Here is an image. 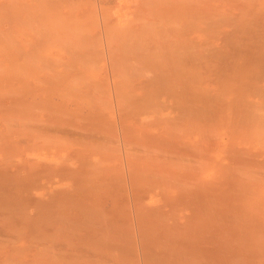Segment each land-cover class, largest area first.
I'll return each mask as SVG.
<instances>
[{"label": "rangeland", "instance_id": "1", "mask_svg": "<svg viewBox=\"0 0 264 264\" xmlns=\"http://www.w3.org/2000/svg\"><path fill=\"white\" fill-rule=\"evenodd\" d=\"M20 1H17V0H15V1H13V0H0V16L1 17L4 16V17H2L3 19L0 17V19H1L0 20V34H1V30L3 32L0 35V42L2 41L0 43V65H1L0 70L2 71V72L0 71V186H1L0 187V195L3 197L2 200L0 198V231H1L0 233L3 232V234H1L2 236L0 235V264H6V263L7 264H17V263L18 264H41V262H42L41 260H45L44 255H47L45 257H46L47 261H50L49 264L54 263L55 260L57 262V263L55 262L56 264H88V262H89V264H91L92 262H93V264H124V263L125 264H135L137 262H138L137 264H164V261L161 262L162 259L159 258L160 256H162L164 260L166 259L165 262H167V263L169 262L170 264H178V263L184 264V262H185V264H188L191 261H192L191 262L192 264L194 262H196L195 264H197V262L198 261L200 262V260H201L200 263L202 264V259H203V264H206L204 262H207L208 264H213V263L214 264H217V263L221 264V262H223L222 264H232L233 260H234L233 264H249L250 261H251V264L253 262L255 264H264V242H263L264 236L261 235V233L264 234L263 233L264 232V226H261L264 223L259 224L261 227L260 228V227H258L259 225H257L258 223L256 221L254 222L253 220H251L250 217H249L250 220L248 219V217H246L247 219H244L245 217H243V215H242L243 219L241 220V222H239L240 220L238 221V219L237 220L232 219L235 217L234 215H236L237 217L239 215V217H240L242 214V210H245V209L247 210V207H249V209H252L253 208L252 205L255 203L260 204L262 202L261 204H264V190H263V192H260V194L263 193L260 195V196L263 195L262 196L263 198H261L259 196V193H257V195H255V194L249 195V194H247L248 192L246 190L240 191L243 188L241 183H243L242 180L244 179V177L242 179L241 178L239 179L240 176L238 177L236 175H233L232 177H234V176L235 177L231 180V178H232V177L230 178L231 174L227 175V172L230 173V171L231 170L233 171L234 169H232L233 167L231 166V164L227 165V164H229V161L227 160V157H225V156H227L226 155L227 153L225 154V152H226V148H225L226 145L225 144L230 143L232 138L234 137L237 139L236 141L238 142V143L237 142L235 143V140L233 138L234 144H236V146L238 145L237 147H239V148L242 147L241 150L242 149L244 150L246 148H251V150H254L257 153H259V154L255 155L256 152L252 151L254 153V156H253L254 159L257 156L256 160H258V161L254 160L255 163L256 162L260 163L262 160L264 163V142L262 140L259 141L260 130H261V133L264 135V127H261L262 126L261 124H263V126H264V123H263L264 120H262L263 122H261V120H260L261 118L259 115L263 112L261 116H262V118H264V116H263V114H264L263 110L264 109L262 110V108H263L262 106H264V97L261 96V93L264 96V89H263L264 88V62H263L264 58L261 59L262 58L261 53H262V51L264 52V48H262V46L264 47V39H263L264 38V27H263L264 23H263V26L260 25L262 22L260 24H258L261 26L260 28H257L256 26H258V25L254 24V26H252L253 30L249 29L247 32H246L245 28L240 27V26L234 27L231 25V27H234V28H231V27H228L230 25H226L227 26L226 27V26H223L224 24L223 25L217 24L218 29L223 26L221 28L220 33H222L224 35L219 33L220 29L219 30L217 29L218 32H216V33L217 34L219 33V35L214 34L215 38L213 39V37H212V41H208L210 39V36L209 35L206 36V34H204L203 31H201L202 37H200V38H202L203 43H205V42L211 43L212 42V44H216V46H217L216 48L215 47L214 48L217 50L219 49L220 51L219 50L218 51L212 50L213 52H208V53H210L209 54L210 57L208 59H210V62L213 64V69H214V70L210 71L212 73L211 75H209L210 72H208V71H201L202 73L198 72V74L200 73L199 75L198 74L197 75H189V74L188 75H182L181 74L182 76L187 77L188 78L187 79V78L182 77L181 75H179L177 73L175 74V72H172L173 73V75H172V73H170V72L158 71L157 72L159 74L158 75L156 73V71L147 70L148 66L150 68V64H152L154 62V61H152V58L149 55L150 52L152 51V48H151L152 45L150 44L149 41L151 39V35H152L153 30L148 25H147V27L144 26L142 21L140 22L139 18L137 17V14L135 12L136 11L135 8H137V6H138L137 5L138 1H141V0H137V1L136 0H107V1H105V0H81L83 5L81 2H80L81 4L79 5L78 1H75V0H73V3H72V0H62V1L59 0L61 3L58 0H54L55 3L57 4V5L55 4V6H56L55 9L52 7H46L44 4H42L44 6L40 5L42 3L41 0H38L40 3L38 1L36 2L35 0L34 1L33 0H22L21 2L22 3L24 2L23 4H25V1L27 4V6L25 5L27 7L26 8L27 11L25 12V10H24V14H22L24 8H21V10H17L19 8V6L21 5ZM64 1H65V3H63ZM12 2H13V5H12ZM70 2L72 3V5L70 4ZM105 2H108L109 4H107ZM74 3H76V4L78 3L79 10L77 9V6ZM32 4L34 5L33 9H32V7H33ZM69 4H70V6H69ZM104 4H107V5H104ZM58 5L61 7L59 8ZM35 6H37V7H35ZM41 6H42V8H41ZM106 6L110 7V10L108 8H106ZM9 7H10V9H9ZM45 8L46 9L48 8V10L50 9L51 14H50V11L48 12ZM57 8H59L58 9L59 14L57 12ZM70 8H72V9H70ZM30 9L34 10L33 14L36 13L37 18L35 17V15L29 14L32 12ZM261 9L263 11L264 7H262ZM9 10L11 13L9 12ZM12 10H14V11H12ZM16 10L20 11V12L22 11L21 14L23 16H21V14L20 15L17 14L19 12H17ZM59 10H61V11H59ZM36 11L38 13H41V15H38V13ZM102 11L106 12V16L109 14L110 17H109V15L107 17L105 16L107 18V19H105V17L103 16L104 12H102ZM45 12H47V14ZM42 13L44 15L49 14L48 15L49 18L46 15L42 16ZM54 13H55V15H54ZM8 15H10V17H8L10 20L8 18H6ZM30 15L32 16V18L34 17L35 19L30 18ZM111 15H112V17H111ZM50 16H51V19H50ZM44 17L48 18V20L50 19L52 21L51 22L49 20V22H51L49 24V25H51V27L49 25L45 26L49 22ZM66 17H68V19ZM40 18L43 20L42 23L41 22L38 23L39 21H42V20H39ZM80 18H82V19L84 18L85 20L84 19L82 20ZM110 18H112V19H110ZM17 19H19L20 22L23 23L22 26L20 23H18L19 27L16 26V24L18 22ZM22 19H23V22H22ZM30 19H31V21H29ZM76 19H77V21H76ZM108 19H110V20H108ZM137 19L139 20L138 23H137ZM45 20L47 21L46 23H44ZM130 20L132 22H130ZM133 20H136V21H134V23H133ZM26 21H27V23L25 24L24 22H26ZM81 21L83 23H81ZM96 21L98 24L96 23ZM36 23H37V25H36ZM77 23L79 25H76ZM93 23H95L96 25L94 24V26H93ZM115 23L117 26L118 25L120 26L119 31H118V28L116 30L115 27H114L113 31H111L112 29H110L108 27V25L111 24V26H112V24H115ZM130 23H132L134 25L132 26ZM24 24L26 26H24ZM27 24H28V26H27ZM162 24H165V26L161 25V27H165V28H163V30H165V29L166 30L163 31L162 29H160L159 28L160 25H159L158 26L159 29L158 28L157 29L159 31H161L162 33L158 31L159 33L157 32L158 33L157 35H159L160 33L162 34V35L160 34L161 37L164 34L167 35V37H168L167 42H169V40H170L169 36H171V34H169V33H171L170 29L174 31V28H173V26H171L168 23H162ZM29 25H32V27H30ZM63 25L64 26L66 25L68 28L66 26H65L66 28L63 27ZM74 25H76V26H74ZM129 25L132 26L131 28H133L132 30H134V32H132V33L138 32L137 35L140 32L145 31V33L148 34L151 31V33L149 35L145 34L148 38L149 37L150 38L148 39L145 37L146 38L145 39L144 37L142 38L140 35H138L140 38H142V41L144 39V42H143V44H141L142 41L140 39L139 40L140 42L138 45H136L137 41L134 42V45H136V46H134L133 44H131L129 42L128 38L126 41V38L122 37L123 39H125V42L121 41L120 42L121 46L126 44V46H129V47L125 46L124 49L126 48V50H128V48H129L128 51H130L132 53H130L128 51L125 53V51L122 50L123 46L121 47L122 49L120 47L119 48L117 47L119 50L118 51L115 50V51L117 53H119V54H117V56H119V55L120 56L114 57V55H116V53L114 51H112V46H111L112 43H109L110 38H111L110 36H113L114 34L110 35L109 36L110 38H109L108 37L109 29H110V33H113L114 30H115V32L118 31L117 33L120 36L121 34H123V32H122L123 30H125V29L129 30V28H130ZM218 25H219V27H218ZM78 26L80 28H78ZM83 26H84V28H83ZM43 27H45L46 31H44ZM70 27H72V28H70ZM88 27H90V28L88 29ZM122 27H124V28H122ZM215 27H212V29H216ZM239 27H240V31H238ZM35 28H37V30ZM77 28L79 30H77ZM148 28H150L149 32H148ZM86 29H88L87 30L88 32L86 31ZM167 29H168V31H167ZM191 29L193 31V28H191V27H184L183 29H179V30L181 33L185 32L187 34L188 32L191 31ZM210 29L211 28H209V30ZM236 29H237V31H236ZM10 30L13 31L12 33H14L12 35V37H11L12 33ZM84 30L87 33H85ZM132 30H130V35H133V34H131ZM217 30H215V31H217ZM242 30H244L246 34L244 32H242ZM35 31H38V32H35ZM249 31L250 32L252 31V32L249 34ZM5 32H6V34H5ZM64 32L65 33L73 32L74 34L69 33L70 37L72 35H74V37L75 36L78 37L80 34L82 36V35H84V33L88 34V35L90 34V36H88V35H86V36L88 37V39H90L89 41H91V42H86L89 44V46H88V44H85V43H83L82 40H80L81 36L78 37L79 38V41H78L77 38H76L77 40H74L75 39L74 37H73L74 39H71L70 37L67 38L68 34L65 35ZM78 32H80V33H78ZM120 32H122V33L120 34ZM124 32H126V31H124ZM204 32H205V30H204ZM36 33H38V35ZM127 33L129 35V31H127ZM206 33L210 34L212 36V34H211L212 32L208 33L206 30ZM247 33H248V35H247ZM7 34H9V35H7ZM84 36H82L81 38H84L85 39L84 41H88L86 36L85 37ZM95 36H98V37H95ZM227 36H228V38H227ZM236 36H238V37L236 38ZM61 37H62V39H61ZM63 37H65V38H63ZM193 37L196 38V35H193ZM97 38H100V39H97ZM216 38L217 39L219 38V39L217 40ZM225 38H227V39H225ZM63 39L64 40L69 39V40L68 41L65 40L66 42H64ZM230 39H232V40H230ZM204 40H207V41H204ZM8 41H10V42H8ZM12 41H14V42H12ZM229 41H231L233 43H231V42L228 43ZM52 42H54V44ZM63 42L65 45H70V43L74 42L72 44V46H69V47L67 46L68 50H72V52L66 50L67 48H65V45L63 44ZM67 42H69V44H66ZM122 42H123V44H122ZM251 42H253V43H251ZM257 42H259L261 44L259 47L256 45ZM76 43H78V46H79L78 48L74 47V46H77ZM148 43H149L150 48L147 47ZM227 44H229V45L227 46ZM238 44L240 46H238ZM253 44H255V45L253 46ZM4 45H5V47H3ZM249 45H252V46H249ZM59 46H60V48H59ZM80 46H83L85 48L87 47L89 50H86L87 48L86 49H82V48L80 49ZM119 46H120V44H119ZM131 46H132V48H131ZM89 47H91V48H89ZM212 47L213 46L211 45V48ZM235 47L237 49L239 47H240V49L241 48L243 49L242 55L239 57H241V59L244 58V60L246 61L245 62L246 65H245L244 70L238 69L239 71H235V69L233 68L235 60L232 59L231 56H229L230 57L229 59L224 58L226 56V55H224V54H226V52L227 53L228 52L229 53H234V52L236 53L237 50L235 49ZM15 49H16V51H15ZM41 49L43 52L41 51ZM96 49H98V52L96 51ZM148 49H150L151 51L149 52ZM248 49L250 52L251 51L257 52L259 50V52L257 53V55H259V59H257V56L252 57L251 55H249L246 52V51H248ZM17 51H18V55H17ZM37 51H39L38 54H37ZM94 51L97 52L96 55L98 53L100 54V55L99 54L98 55L101 57V61H99L100 57H98V56L97 57L95 56L96 58L93 57V55L95 53ZM210 51H211V49H210ZM221 51H222V53H221ZM215 52H217V54ZM218 52H220L221 54ZM9 53H11V54H9ZM87 53H88V55H87ZM212 53L214 55H211ZM12 54H14V55H12ZM58 54L60 56H58ZM215 54L218 58L215 57ZM222 54L224 56H222ZM247 55L250 57V59L246 58ZM122 56H124V57H122ZM213 56L216 59L215 58L212 59ZM220 56H222L224 59L219 58ZM129 57L131 59H129ZM56 58H57V60H56ZM60 58H62L64 60L63 61L61 59V61H60L61 63L58 62L60 60ZM121 58L123 60H126V59L129 60V63L132 60V63H130L132 65H130L129 63H125L127 60L125 62L120 61L119 59H121ZM27 59H28V61L29 60L30 61L29 62L26 61ZM48 59H50L49 63H48ZM84 59L85 60L88 59L87 64H85L86 61ZM222 59L224 60L223 63H222ZM260 59L262 62H260ZM24 60L26 62H28V64L26 66H25L26 62ZM53 60H55V61H53ZM5 61H7L6 64H4ZM257 61H259V62H257ZM19 62H21V63L18 64ZM35 63H37V64H35ZM58 63L61 64L62 67H61V65L58 67V65H59ZM112 63L114 64L113 66H112ZM121 63L122 64L124 63V65H122ZM215 64H217V66ZM6 65H7V67H6ZM28 65H31V66L33 65V66L30 68V66H28ZM34 65H35V67H34ZM89 65L92 66L91 69L93 70V72L90 69L91 66H89ZM93 65H96V68L93 67ZM97 65H98V67H97ZM214 65L217 67V69L214 68L215 67ZM19 66H21V67H19ZM218 66L220 67V69H223V70H221L222 73H220V69ZM23 67H24V69L25 68H27V69L23 70ZM54 67H55V69H54ZM112 67L117 68L118 73H114L112 71ZM10 68H12V69H10ZM18 68H19V70H18ZM20 68H22L21 71H20ZM34 68H36V69H34ZM128 68H130V71H129L130 74L133 75L135 73V76L133 75V78L134 77L135 78L134 79L132 78V80H131L135 84L134 85L132 83L135 86V88L130 83L131 82L130 79H131L132 75L129 74L130 79L128 78V75H127L129 73ZM30 69H32V70L34 69L35 72L38 69V72L34 73V70L32 71ZM40 69H41V71L39 72ZM126 69H128V70H126ZM10 70H12V71H10ZM17 71H19V72H17ZM142 71L143 72L145 71V72L143 73ZM147 71H148V74H146ZM223 71H225V73ZM120 72L122 73V75L123 74H125V75L122 76ZM216 72H219V74ZM19 73H20V75H19ZM31 73H34L33 75H35V78L33 77V75ZM94 73L96 76L93 75ZM149 73H151V74H149ZM165 73H167V74H165ZM223 73L225 76L223 75ZM30 74H31V78H30ZM57 74H59V75L57 76ZM21 75H23V77ZM119 75H121L123 78L125 76V78L123 79ZM226 76H228V77H226ZM27 77L29 80L26 79ZM148 77H152V78H148ZM205 77H207L208 79ZM126 78L129 80V84H131V85H129L126 82ZM184 78H185V80H184ZM47 79H48V81H47ZM55 79H57L58 82L55 81ZM178 79H183V82H185V83H183V86H185V88L188 87L187 90L180 88V86L175 87L176 85H174V82L177 81ZM119 80L121 81V85L118 84V82L120 83ZM201 80H202V84H200ZM140 83L144 84V88L139 90L138 86ZM23 84H26L27 86L26 85L24 86ZM117 85H119V86H117ZM154 85H158V86H154ZM24 87L29 89V90L26 89V91H25ZM195 87L198 88V90L196 89V91L200 95H198L197 93H196L197 95H195V94L191 95V94H193L192 89L194 90ZM70 88H72V89H70ZM51 89L54 90V93L52 92L53 90H51ZM180 89L181 90L183 89L184 90L183 92L185 94L184 93L181 94ZM199 89H200V92H199ZM68 90L71 92V94ZM131 90H132V92H130ZM157 90H159L160 92ZM67 91L69 92L70 95L67 94ZM99 91H101L102 93ZM135 91H137V92H135ZM60 92H62L64 99H62V94H60ZM155 92H156L155 97H157V99H156V101L153 102L152 97H154L153 94H155ZM190 92H191V94H190ZM56 93L59 96H57ZM99 93H101V95ZM107 93H108V95H107ZM176 93H179V95L181 97L180 101L176 100V98H177V96H175ZM95 94L97 97L95 96ZM104 94L107 97L109 96L107 99H108V102L111 100L110 104H111L112 100L114 99L112 102L113 105L111 104L113 106L114 110L105 108L106 106H107V108H111L112 106L109 107V105H110L109 103L104 104L103 102H105L106 100L102 102V100H104V98H106L104 96ZM183 94H184V97L181 96ZM214 94H216V97ZM74 95H75L76 99L74 98ZM92 95H94V96H92ZM98 95L101 96V97H99L101 99V102H100V99L98 98ZM124 95H126L125 97L127 99L129 98L130 101L128 100L126 102L125 97H123V98L120 97V96H124ZM88 96H89V98H88ZM174 96H175V99H174ZM81 97H82V99H81ZM95 97H96V100L99 99V102L96 101L97 104H95L96 102L93 103L94 106L93 107L91 106V108H90L89 107V104L91 105L90 99L93 100V98L95 99ZM102 97H104V98H102ZM155 97H154V100H155ZM159 97L161 99L164 98V100H166L164 102H160L162 105L159 104V101H161V99ZM240 97H242V98H240ZM42 99H44L45 101H43ZM52 99L56 102L52 101ZM151 99H152V101H151ZM116 100L124 101L125 103L121 102V104H120L119 101H116ZM188 100H189V102H188ZM31 101H34L33 103H34L35 107L32 106L33 103ZM39 101H40V103L38 104ZM58 101H59V104H57ZM79 101H80L81 105H80ZM94 101H92V102H94ZM162 101H163V99H162ZM243 101L244 102L246 101L248 105H252L250 108V112L251 111H253V112L251 113L252 115L248 114V113L245 114V115H248V117L246 116L247 119L244 118L246 122L245 121H243L242 123L240 122L241 126L239 128L235 129V127H233L235 120L233 121V124L231 125V122L234 119L233 115H232L233 113H231V112H234V110H233L234 106L230 105L229 103L233 102L232 104H236L238 107L237 109L240 110V112H241V110H242V112L244 110V113H245V111L247 112V110L249 112V106L246 105ZM36 102H37V104L35 105ZM42 102L43 103L45 102V103L43 104ZM62 102H64V103H62ZM88 102H89V104H88ZM128 102H131V103L129 104ZM155 102H157L158 104L156 103L157 104L156 105ZM191 102L193 104H195V108H193V104ZM258 102H260V103H258ZM47 103H48V105H47ZM100 103L103 105H106V104H109V105H106L104 107ZM148 103H150V104L154 103L155 105L153 106V104H152L151 106L153 108L154 107L157 108V111L159 108V110H160L159 113L162 116V120H161V116L159 117V115H157V117H159V119H158V118H155L156 117L155 113L152 115V111H153L152 107L151 108L148 107L147 110L145 109L146 106H149ZM144 104H147V105H144ZM182 104H183L182 107L189 109L188 113L183 111L184 108L182 109V111L184 113L181 112V109H179V108L181 107ZM185 104H186V106L189 104L188 107H186ZM228 104L230 106H228ZM78 105L81 107H78ZM117 105L121 109H119L118 107L116 108L115 106H117ZM131 105H133V106H131ZM163 105H165V106H163ZM190 105H192L191 108H190ZM76 106L78 108H76ZM144 106H145V108H144L145 111L142 108ZM197 106L200 107V109L197 108ZM68 107H69V109H68ZM253 108L256 112H254ZM83 109H84V111H83ZM148 109H150V111H151L150 114H148L149 113ZM43 110H47L48 112L43 111ZM90 110H91V113H90ZM184 110H186V109H184ZM238 110H237V112H238ZM81 111L85 112L86 114L83 112L81 113ZM100 111H101V115L99 116ZM27 112H29V113H27ZM30 112H32V113H30ZM69 112L71 114H69ZM213 112H215V114ZM237 112L235 111L234 114H236ZM36 113L37 114L39 113V115H37ZM162 113L166 117H164L162 115ZM256 113L258 114L259 117L255 115ZM142 114H143V116H142ZM237 114H240V116L238 115L237 117L241 118L243 116L242 113L238 112ZM190 115H191V117H193V118H191L192 120L196 118L195 122H196V120L198 122V126H196V127H198L200 129V132L206 131L207 133H210V134L214 133L213 135L216 136L215 139L219 142V147H217V149H215L214 152L207 150V147H200V146H205V145L201 144L200 141L204 142V140L201 139L202 137L200 138V135L198 134V132L196 133V131H191V134L189 133L190 132L189 128L192 125V123H194L191 121L192 123L190 124V122H189ZM254 115L259 118V119L257 118V120H256V118L254 117L256 122L254 120H252ZM29 116H31L32 118L31 117L29 118ZM101 116H103V117H101ZM229 116H230V119H227V117L229 118ZM138 117H141V118H138ZM163 117L167 118V119H163ZM235 118H236V116H235ZM240 118H238V120ZM62 119H63V121H62ZM101 119H102V122H101ZM138 119L140 121L142 120L143 123L140 122ZM144 119H145V121H144ZM225 119H226V121H224ZM148 120H150V122ZM218 120L220 122L219 124L217 122ZM39 121H40V123L43 122L44 126L42 125V123L41 124L35 123V122H39ZM64 121H66V122H64ZM97 121H99V122L97 123ZM239 121H242V120H239ZM250 121L253 123L255 122L257 124V126H254V127H257L256 130L257 129L258 130L257 131L252 130L254 133L251 130H248L249 124L247 125V123H249ZM47 122L51 125L49 126V124ZM169 122L171 123V126H170ZM228 122H230V123H228ZM236 122H237V120H236ZM104 123L105 124L107 123V125H105ZM128 123L130 125H132V127H134L135 129H136V127H138L140 125H144V126L147 125L149 127L148 129L150 130L149 132L152 134V136H154L155 139H157V141H159V144H163V145L165 144V143H163L165 138L168 136V134L171 133V131L173 133L177 134L178 136H180L182 134L181 133V131H182V132H184L185 136H188V135L192 136V137L188 136L189 139L187 137L185 138L187 140V142L190 141L187 145L188 147L190 144H192V142H195L196 144H198V147L195 148L196 152L198 151L197 153H201V152L206 151V152H208L207 154H211V152H212V155H210L211 157H209V159H210L209 162L205 163L206 165H203V162H204L203 160H202V164H201V161L199 162L201 165H203L204 169L206 167V170L203 173L204 177L200 174L201 175L200 178L201 177L204 178V179L201 178V180L194 179L197 175H199V174L195 175V172H193V171H195L194 168H196V167L198 168V171L196 169L197 173L198 172L200 173V171L202 173L204 171V170H202L203 168H202V166L200 167L198 162H197L198 164L196 162H194L196 164H195V166L193 165L194 170L191 172H190V170L188 171L187 168H185L184 170L182 169L183 171L181 170V168H179L180 171L178 169L174 170L173 167H171L169 165L170 168H172L171 171L172 172L175 171V173H176V175H175V173H171V175L173 174V177L177 176L176 178H178V176H181L182 174L184 175L182 183L188 182L189 181L188 179L190 178L191 179L190 185H193L194 180H195V183L193 185L194 191L193 190H191V191L193 192L194 196H196L194 198L198 199L197 196H200L201 197V198L199 197L200 200L196 199V201H195V199H191L192 197L189 198V200H188V197H185V194H187V193L182 192V191H184L183 188H185L186 185L184 186V183H183L182 184L183 187H181L182 190H180V188L178 189V187L181 186V183L178 184L180 181L179 178H178L179 181H175L176 183L178 182L177 183V185H179L178 187H176V183L171 181L170 175L169 176L167 175V177L170 181V183L168 184V187H165L163 184L156 181V179L153 175H150L149 177L146 178L145 174L147 173V175H148L154 168L150 164L151 161L148 163L146 161H149L150 160L149 158H151V160H154V158H152L150 156L151 153H147L144 150L137 149V148L135 149V147L132 149L131 148L128 149V146L125 147V145L123 144V140H122L123 138H122L121 134H123V132L125 133V130L123 128H125ZM140 123H142V124H140ZM215 123H216V125L218 124L217 125L218 127H216ZM238 123L239 122H237V124ZM133 124H135V125L133 126ZM199 124H200V127H199ZM258 124H259V126L260 125L261 126L259 127ZM173 125H174V130L171 129V127L173 128ZM193 125H196V123ZM213 125L216 128H214ZM228 125L230 127L232 126L231 129L234 128L235 130H237V132L234 131V133L236 132V134L240 130V132L242 133V135L244 136V138L246 140H243L244 138L242 135L240 136V134H237L240 137L239 136L235 137L236 135L235 134L233 135L232 134L233 132L232 133L230 132L232 130H230V127ZM251 125H252V123H251ZM253 125L249 126V127L250 128L252 127V129H254ZM42 126H43V129H42ZM105 126L107 129H109V127H110L112 133H113V131L116 132V130H117V134L119 136V141H117L114 138L115 142L108 144V147L104 144L106 146L105 147L103 145V143H101L98 139L95 138V136L98 133H99L98 136L103 133L102 130L104 129L103 127H105ZM235 126H239V125H235ZM30 127H32L33 129H31ZM37 127H38L40 132L38 131ZM46 127H48V128L53 127L52 131L50 132V134L54 135L53 137L49 133H48V135L42 134L43 137H42V135L41 136L39 135V134H41V131L44 132V130H47ZM61 128H62V130H61ZM134 128H132V130L135 131ZM169 128H170V131L167 130ZM259 128H260V130H259ZM34 129L37 132H34ZM186 129H188L189 131L187 132ZM203 129H205V130H203ZM28 130H30L31 132H34V133H31ZM164 130H166L167 134L163 133ZM262 130H263V132H262ZM67 131L69 133H67ZM211 131H212V133H211ZM244 131H246V132L244 133ZM247 131H250L251 133L247 132ZM194 133L198 134L199 137ZM35 134H36V137H35ZM61 134L64 135V137L66 135H67V137H69L68 134H70V139L68 140L67 137H65V139L67 140L66 141L64 138H61L62 137ZM161 134H162V136H161ZM249 134H251L250 136H252V137L248 138ZM262 134H261V137H263L262 139L264 140V136H262ZM194 135H196V137ZM44 136H45V138H44ZM120 137H121V139H120ZM44 139H46V142L44 141ZM47 139H49V140H47ZM61 139L62 140L64 139L66 142L69 141L68 147L70 149L67 146L65 147L63 145L65 143V141H63L64 143H62ZM72 139H74V141H72ZM14 140H15V142H14ZM21 140H23V141H21ZM24 140H26V141H24ZM35 140L38 142H35ZM191 140H193V141H191ZM233 140H232V142H233ZM83 142L84 143L90 142L89 144L92 143V145L89 146V144H87V146L89 147L88 148L86 146V144L84 146ZM94 142H97V143H94ZM259 142H261V143H259ZM28 143H30V145ZM45 143H47V144L45 145ZM31 144H33V145H31ZM40 144L43 147L40 146ZM81 144H82V146H81ZM96 144H101L102 146L101 145L96 146ZM185 144H187V143L185 142ZM27 145H29V146L26 148ZM193 145H194V143L192 144V146ZM109 146H111L112 149ZM119 146L121 147V149ZM85 147H86V149H85ZM92 147H97V149L93 148V150H90ZM98 147H100V149H102V147H104L105 149L100 150ZM29 148H31V149H29ZM64 148H65V150H64ZM81 150H83L82 154L80 152ZM87 150H89V151H87ZM109 150H111V151L109 152ZM247 150L245 152H247ZM251 150H248V153ZM104 151H106V152H104ZM209 151H210V153H209ZM252 152H251V155H252ZM146 153L148 156H146ZM162 153H164L165 155L169 154L168 152H162ZM248 153H247V155H245V154L244 155L246 157L250 156ZM262 154H263V156H262ZM12 155H14L13 156L14 158L11 157ZM197 155H198V157H200L199 154H197ZM143 156H144V158H143ZM7 157H9V158H7ZM212 157H213V161L211 159ZM140 158H141V160H140ZM249 158H250V160H252L251 163H253L254 161L251 158V156ZM96 159H97V161H96ZM143 159L145 160V162L143 161ZM161 159H163V156ZM31 160H32V164H35V166L39 167V168L35 167V169L33 170L34 172H32L28 167V164L31 163ZM250 160H249V162H250ZM22 161H23V163H22ZM215 161H217V163ZM68 162L70 165L67 164ZM170 163L171 162H169V164ZM194 163L192 161V164H194ZM259 163L257 165H259ZM260 164H262V162ZM171 165L173 166L172 163H171ZM227 166H228L229 170H227V168H226ZM229 166H230L231 170H230ZM261 166H263V165H260V167L257 166L256 169H258V170L260 169V171L264 175V173H263L264 169H262L264 166L262 168H261ZM97 167H98V169H97ZM144 167L146 169H144ZM151 167H153V168H151ZM189 167H188V169H189ZM199 167L202 169L200 170ZM224 167H225V170H227V172L225 173V176L223 174L224 173ZM93 169H95V170H93ZM136 169H137V173H138L137 176L135 174ZM190 169H191V167H190ZM129 170H131V171H129ZM80 171H82V172H80ZM12 172H15L17 174V178H16V174L13 175L14 173H12ZM30 172H32L34 174L35 179H38L39 181H41V182H39L40 186L44 185L45 187H43V186L42 187L45 189H43V188H42L43 190L41 188H40V190L39 189H36V190L33 189L35 186L33 184V175ZM141 173L143 174L142 177H141ZM168 173H170V172H168ZM24 174H27V175L24 176ZM29 174L31 175V177ZM187 174L189 176L194 174L195 176L186 177ZM36 175H38V177ZM42 175L44 178L42 177ZM68 175H70V176H68ZM144 176H145V178H144ZM228 176H229L230 180L227 178ZM19 177L22 180H20ZM28 177H29V179H28ZM51 177H52V180L50 181ZM152 177H153V179H152ZM184 177H186V178L184 179ZM192 177L194 180L192 179ZM47 178H49V179H47ZM53 178H55V179H53ZM63 178H65V179H63ZM137 178H140L141 182ZM16 179H17L18 183L16 182ZM234 179H236V180L234 181ZM135 180H137V183ZM144 180H146V181H144ZM196 180L198 182L199 181H201V182L196 183ZM12 181H14V182L12 183ZM20 181H21V183L19 184ZM24 181H28V182L25 183ZM225 181H227V183H225ZM22 183H25V184H22ZM234 183L237 185V187L235 185V188H237V189L241 188L240 190H238L240 192H237V190H234L238 193V195H240L241 198H239L238 200L236 199L237 202L230 203V205L232 207L233 204H234L233 206H235L237 204V206H235L233 208L237 207L238 209L237 208L235 210H233V208L226 209V208H224L225 205L223 202V204L220 203L221 205H223V207H222L223 209L220 210L221 206H220V204L217 203L219 201H216V198L218 200H220V202H221L222 200L220 199L219 195L222 193L221 197L225 196L224 194H225V191L227 190L226 189L227 186H229L228 188H229L230 192H232L231 188L233 190L234 187H232V184L234 185ZM18 184L20 187L22 185L24 187L22 186L23 188H20L18 186ZM141 184H143L142 185L143 187L145 185V187L143 188L141 186ZM26 185H27V187H26ZM46 185L49 188L46 187ZM157 185H159V186H157ZM172 185H174V187ZM225 185H227V186H225ZM66 186H67L68 190H65ZM169 186H171V188ZM146 187H148V188H146ZM172 187H173V189H172ZM199 187L201 190L199 189ZM238 187H240V188H238ZM46 188H47V190H46ZM21 189H22V191L19 192ZM167 189H169V191ZM48 190L51 193H49V192L47 193ZM165 190L168 191L166 197H168L167 200L170 199L169 200L170 202L169 201L167 202L166 197H163V192ZM191 191H190V193L192 194ZM234 191H233V193L235 194L236 192H234ZM223 192H224V194H223ZM71 193H73L74 195ZM237 193H236V195H237ZM45 194H47V195L45 196ZM49 194H51V195H49ZM52 194H53V196H52ZM70 194L73 196L71 197ZM150 194H152V196L154 197V198L152 197L153 198L152 200L150 199V197H151ZM228 194H229V192H228ZM242 194H243V196L246 195L245 198L247 200L242 198ZM187 195L189 196V193ZM217 195H218V197H217ZM229 195H232V194H229ZM247 195L249 197H251V200L248 201ZM31 196H33V197H31ZM42 196L43 197L45 196V198H43L44 200L41 199ZM210 196L211 197L216 196V198H214V197L211 198ZM255 196H257V197H255ZM258 197H260V198H258ZM28 198H30V200ZM257 198H258V200H257ZM9 199H11V200H9ZM252 199H254L253 202H251ZM77 200H79V201H77ZM164 200L168 203L167 204L168 206L166 205V202ZM204 200H205V202H204ZM255 200L257 202H255ZM189 201H190V204H189ZM207 201H208V203H207L208 205L206 204ZM43 202H44V204H43ZM46 202H48V203H46ZM142 203H144V205L146 203H148V204H146L144 207V205H142ZM153 204L155 206H152ZM44 205H46V206H44ZM161 205H164L165 209L163 208L164 206H161ZM238 205H240V208ZM103 206H105V207H103ZM159 206L162 208H159ZM178 206H181V207H178ZM206 206H207V208H206ZM100 207L103 209H101ZM171 207H174V208L172 209ZM208 207H209V209H208ZM205 208H206V210H205ZM158 209H161L163 211L165 210L166 212L168 211L167 213H169V211H170L169 209L175 210V211L181 210L180 211L181 217L180 218L176 217L177 220L175 218H173V216L172 217L167 216V217H169V219L165 217L166 221L169 222L168 224H172L173 222H176L177 226H178V222H181L180 224H182V223L186 224L188 218H186V217L183 218V212H184L185 216L187 214H188V216H190V214L192 216V214H193L194 218L191 217V219H190L191 223L189 222L191 224L190 225L191 229L193 227L192 230H194L197 226L198 227L202 226L201 228H198V227L196 228V229H201L200 231H204L206 229L204 232H200V233H202V234H200V237L203 239H201L199 243L197 242L196 244H193L192 236L190 237L191 241L188 240L189 242H192L193 245H197L196 247L193 246L191 243L187 244L188 241H185V240L183 241L181 239H180L181 241L179 240V243H178L179 247L176 245V250L179 248V249H183V251H189L190 253L192 252L191 253L192 256L189 252H187V253H189L188 254L189 256H186V258L184 257L185 260L188 259L187 261H185L184 258L180 257L182 255V254L180 255V252H179L180 250L177 251L179 253L178 255H180L179 257L181 258V259H179L180 260L179 261L178 260L179 257L177 258L178 255L176 256V254H177L176 250H175L176 254L173 253L174 251L170 250L171 253L168 252V255H169L168 256L167 251H165V250H169V249H167L166 246H164V245L163 246L165 249H163L161 247L162 245L160 246V240L162 238H163V240H166V241H162V244H166L168 246L170 244L171 248L175 245V243H177V242H175V240L172 241L173 240L172 238L174 236L171 238L169 237L171 235H174L173 233L176 232L177 227L175 226L176 225L175 224L174 225L176 227V229H175L174 226L172 225L173 226L172 230H174V229L175 230L173 232H171L170 227H169L170 229L168 228V230L165 231V230H162L161 228L154 227L155 224L151 225L152 221H155L156 219L153 218L154 220H151V218H152L151 215H153V213L152 212L149 213L148 211H151V210L155 211ZM225 209H226L227 213L223 214ZM249 209H248V211H249ZM208 210L213 212V213L210 214V212ZM214 210H215V212H214ZM222 210H224V211H222ZM239 210H241V211H239ZM238 211H239V213H238ZM172 212L173 211H170L169 214L172 215ZM219 212L225 216H227V214H229L228 216H230L231 220H233V221H231L232 223H230V222L228 223V221L230 219L226 220L228 216L226 217L225 220H223L225 217H221L223 215L219 214ZM25 213L27 214V216ZM232 213H233V215H232ZM146 214L148 217H146ZM20 215H22V216H20ZM211 215L215 216V219L212 218ZM62 216H63V218H62ZM149 216H151V218H149ZM154 216H156V215H154ZM207 216H210L209 217L210 219ZM218 216H220L219 218H221L222 221L218 218ZM64 217H65V219H64ZM178 218L180 221L178 220ZM211 218L215 220V222L213 224H212L213 220ZM149 219L151 220V222L149 221ZM173 219H175V220H173ZM243 220H245V223ZM247 220H249V221L246 224ZM6 221H7V223H6ZM93 221H94V224H93ZM235 221H238L240 225H238L237 222H235ZM242 221H243V224H241ZM5 223H6V225H5ZM57 223H59V225ZM215 224L216 225L222 224L221 225L222 228L219 229V226H216ZM86 226H88V227H86ZM180 226H178L179 230L182 229V228L180 229ZM240 226L242 227L243 230L240 229ZM255 226H257V228L259 230L257 228H255ZM151 227L155 231H153ZM59 228H61V229H59ZM148 228L149 229L151 228V229L149 230ZM202 228L203 229L205 228V229L203 230ZM225 228L227 229L226 233L224 231ZM230 228H231L232 233L228 234V232L230 231ZM237 228L239 231L237 230ZM191 229L190 228H186L185 230L183 229L184 232L180 231V233L183 232L182 234L186 238V236H189V235H187L188 232L193 233V231ZM196 229H195V231H196ZM255 229L258 230L259 233L261 231V233L260 234L256 233L257 231ZM261 229H263V232ZM109 230L112 233H110ZM179 230H178V232H179ZM188 230H191V231H188ZM210 230H212L213 234L211 233ZM215 230H217V231H215ZM221 230H223V232H221ZM147 231L149 233H147ZM186 231H188V232H186ZM198 231H196V232H198ZM157 232H159L160 237H158ZM166 232H167V234H166ZM170 232H171V234H169ZM234 232H235V234H234ZM184 233H186V234H184ZM195 233H194V235H195ZM64 234L66 237L64 236ZM109 234L110 235L112 234L113 236L111 235V237H110ZM152 234H154V235H152ZM177 234L178 233H176L175 237H176V240L178 241ZM182 234H181V236H180V234H178L179 235L178 237L182 238L183 237ZM196 234H198V233H196ZM224 234H226V235H224ZM231 234H232V236H231ZM255 234L256 235L258 234V235L256 236ZM58 235H61V237H62V239L60 238L61 240L58 238V237H60ZM103 235H104V237H103ZM167 235H169L168 236L170 238L169 240H168ZM191 235H193V234H191ZM202 235H204V237ZM217 235L218 236L220 235V237H218ZM234 235H235V237H233ZM245 235H246V237H244ZM13 236H15L14 239H13ZM114 236H116V238ZM229 236H231V237H229ZM258 236H261L262 239L259 238ZM105 237H106V239H107V237L109 239L107 241L106 240L104 241ZM112 237H113V239H115V241L112 240ZM117 237L118 238L120 237V238L117 239ZM164 237H166L167 239H164ZM195 237L196 238L194 240L197 239L196 241H198V238H200L199 236L197 237L196 235H195ZM257 237L259 238V240L258 239L256 240ZM159 238H161V239L158 241L157 239H159ZM185 238H183V239H185ZM53 239H55L57 241H54ZM65 239H66V241H65ZM205 239H208V240H205ZM237 239H239V240H237ZM58 240H60L61 243L58 242ZM109 240H110V242H109ZM202 240L205 242H202ZM230 240L231 241L234 240V242H230ZM236 240H237V242H236ZM53 241L57 242V244L60 243L58 245L61 247V249L60 248L58 249V245L56 243H54ZM63 241L65 243H63ZM209 241L211 243H209ZM239 241H240V243L237 244ZM258 241L259 242L261 241L260 242L262 244L261 248H260ZM52 243L55 244L57 247L55 249L52 247L54 251L49 252L48 250L51 249L50 247H51V245H53ZM105 243L106 244L110 243V244H107L108 245L107 246ZM111 243L113 246L111 245ZM155 243H157L159 245L157 246ZM194 243H195V241H194ZM66 244H67V246H65V248H64V245H66ZM172 244H174V245H172ZM234 244H235V246H234ZM256 244L259 246H257L258 247L257 249H254V248H256ZM48 245H50V247L47 250L46 247ZM70 245H72L71 248H70ZM75 245H77V246L75 247ZM79 245H81V246H79ZM110 245L112 246V249H108L110 247ZM236 245H237V247H236ZM239 245H240V247H239ZM221 246H222V248H221ZM246 246H247V248H245ZM77 247H78V253L81 252L80 253L81 255L80 254L78 255ZM84 247H85V249H84ZM119 247L120 248L122 247L121 250H123V251H120ZM197 247H199V248H197ZM202 247H203V249H202ZM241 247H243V249ZM73 248H75V249H73ZM195 248L198 251H196ZM223 248H225V249H223ZM101 249H103L105 252L101 251ZM114 249L118 250L120 253L118 251H115ZM200 249H202L203 252ZM247 249H249V250H247ZM41 250H43V251H41ZM44 250H46L48 253L45 252ZM65 250H68V251L66 252ZM233 250H235V251H233ZM236 250H238V251H236ZM20 251H21V253H20ZM40 251H41V253H43V252H45V253L41 254ZM61 251H63V252L65 251V254H68L66 256V258H64L65 254L62 255L63 252L61 253ZM112 251L113 252L115 251V253L113 254ZM183 251H181V252L184 254L185 252H183ZM199 251H200L201 256H203V257H201L200 254L199 255L195 254V253H199ZM207 251H209V252L211 251V252L208 253ZM16 252H18L20 254V256H18V253H17V256L14 257V255H16ZM22 252L24 254H22ZM52 252L53 253L56 252V253L53 254ZM84 252H86V253H84ZM91 252L94 255L91 254ZM107 252H109V253H107ZM121 252H123V253L121 254ZM205 252H206V254H205ZM95 253H97V254H95ZM172 253L175 255V259L177 258L176 259L177 262H175L176 260L174 259V256L172 258V256L170 255ZM213 253H214V255H213ZM227 253H229V255H227ZM236 253H238V254H236ZM21 254H22V256H21ZM56 254L59 257L61 255L64 256V257H62V256L60 257V258H62L61 259L62 261L59 259V257L56 256ZM75 254H77L80 259H78L77 255H75ZM107 254H108V256L111 254L112 255L109 256V258H108ZM115 254H117V255H115ZM123 254L125 255V257ZM127 254L131 258H129V260L125 261ZM234 254H236V256ZM260 254H263V255L261 256ZM104 255H106L107 257L103 258ZM121 255H123V256L121 258H119ZM195 255H197L196 256L197 260L193 259V256L195 257ZM238 255L239 256L241 255V257H239ZM11 256H13L14 258H12ZM42 256L44 259L42 258ZM55 256H56V258H55ZM80 256H82V257H80ZM91 256L94 258V260L92 259ZM215 256H216V258H215ZM247 256H249L248 258L250 260L247 259ZM47 257H50V259H48ZM76 257H77V259L75 262L74 258H76ZM114 257L116 260L115 263H114ZM170 257L172 259H174L175 261L174 260H171L173 262L169 261ZM210 257H212L213 259L212 258L210 259ZM256 257H258V258L256 259ZM111 258H113V262L110 261ZM14 259H15V261H14ZM91 259H92V261H91ZM104 259L107 261H105ZM204 259H206V261H204ZM227 259H228V261H226ZM134 260H136V262ZM181 261H183V262H181ZM188 261H190V262H188ZM211 261H213V263H210ZM238 261H239V263H238ZM108 262H110V263H108ZM42 263L44 264V261ZM200 263H198V264H200ZM45 264H46V261H45ZM47 264H48V262H47Z\"/></svg>", "mask_w": 264, "mask_h": 264}, {"label": "bare ground", "instance_id": "2", "mask_svg": "<svg viewBox=\"0 0 264 264\" xmlns=\"http://www.w3.org/2000/svg\"><path fill=\"white\" fill-rule=\"evenodd\" d=\"M13 1H15V0H13ZM17 1H20V0H17ZM22 1V0H21ZM20 1V2H21ZM34 1V0H33ZM36 2L38 1V0H35ZM59 1V0H58ZM62 1V0H61ZM75 1H78V3H79V5L82 3L81 2V0L79 1V0H75ZM105 1H107V0H105ZM137 1V0H136ZM39 2V1H38ZM41 4L40 5H42V4H44L46 7H52V8H54L55 9V1L54 0H41ZM60 2V1H59ZM81 2V3H80ZM104 2V1H103ZM140 2V3H139ZM24 3V2H23ZM22 2L20 3L21 5L19 6V8L17 9V10H21V8H24L23 9V13H22V11L20 12V11H17V12H19V13H17V14H24V10H25V12L27 11L26 10V6H27V4H26V1H25V4H23ZM40 3V2H39ZM38 3V4H39ZM58 3V2H57ZM61 3V2H60ZM63 3H65V1L63 2ZM72 3H73V0H72ZM72 3L70 2V4L72 5ZM78 3L76 4V3H74L76 6H77V9L79 10V5H78ZM105 3H107V4H109L108 2H105ZM139 3V4H138ZM138 3H137V8H135V12H136V14H137V17L139 18V20H140V22L142 21V23H143V25L144 26H146L147 27V25L153 30L152 31V35H151V39H150V44L152 45L151 46V48H152V51L150 50V49H148L149 50V52H150V57L152 58V61H154L152 64H150V68H149V66H148V69L147 70H149V71H156V73L158 72V71H162V72H170V73H172V72H175V74L177 73V74H179V75H197L198 74V72H201V71H208V72H210V71H212V70H214L213 69V64L210 62V59H208L209 57H210V53H208V52H213L212 50H216V51H218L217 49H215L217 46H216V44H212V42L209 44V43H203V41H202V38H200V37H202V33H201V31H203V33L204 34H206V36L207 35H209L210 36V39L208 40V41H212V37H213V39L215 38L214 36V34H217L216 32H218V30L220 29V31H219V33L221 32V28L223 27V26H226V25H230V26H228V27H231V25L232 26H234V27H236V26H240V27H243V28H245L246 29V32L249 30V29H251V30H253L252 28V26H254V24L256 25H258V24H260L261 22V24L260 25H262L263 26V23H264V9H263V11H262V7H264V0H141V1H138ZM70 4H69V6H70ZM107 4H104V5H107ZM12 5H13V2H12ZM26 5V6H25ZM39 5V6H40ZM44 5H42V6H44ZM57 5V4H56ZM82 5H83V3H82ZM25 6V7H24ZM32 9L34 8V5L32 4ZM42 6H41V8H42ZM59 6V5H58ZM57 6V7H58ZM75 6V7H76ZM85 6V5H84ZM103 6V5H102ZM14 7V6H13ZM35 7H37V6H35ZM61 6H59V8H60ZM66 7V6H65ZM105 7V6H104ZM59 8H57V12H58V9ZM68 8V7H67ZM106 8H108L109 10H110V7H108V6H106ZM9 9H10V7H9ZM37 9V8H36ZM46 9V8H45ZM70 9H72V8H70ZM76 9V10H77ZM261 9V10H260ZM31 10V9H30ZM43 10V9H42ZM48 12L50 11V9L48 10V8L46 9ZM12 11H14V10H12ZM32 12L31 13H29V14H33V11L34 10H31ZM44 11V10H43ZM59 11H61V10H59ZM106 11V10H105ZM9 12H10V10H9ZM37 12V11H36ZM42 12V11H41ZM53 12V11H52ZM70 12V11H69ZM102 12H104V11H102ZM110 12V11H109ZM11 13V12H10ZM9 13V14H10ZM38 13V12H37ZM44 13V12H43ZM42 13V16L44 15ZM46 14H47V12H45ZM61 13V12H60ZM72 13V12H71ZM70 13V14H71ZM21 14V16H23ZM45 14V15H46ZM50 14H51V11H50ZM53 14V13H52ZM58 14H59V12H58ZM73 14V13H72ZM93 14V13H92ZM104 15V17L106 16V12H104L103 13ZM108 14V13H107ZM33 15H35V17H36V13H34ZM38 15H41V13H38ZM44 15V16H45ZM49 15V14H48ZM48 15H46V16H48ZM54 15H55V13H54ZM109 15V14H108ZM107 15V16H108ZM18 16V15H17ZM52 16V15H51ZM51 16H50V19H51ZM59 16V15H58ZM94 16V15H93ZM98 16V15H97ZM106 16V17H107ZM1 17V16H0ZM2 17H4V16H2ZM1 17V18H2ZM6 17V16H5ZM8 17H10V15H8L6 18H8ZM12 17V16H11ZM53 17V16H52ZM105 17V19H107ZM109 17H110V15H109ZM111 17H112V15H111ZM18 18V17H17ZM20 18V17H19ZM27 18V17H26ZM30 18H32V16L30 15ZM37 18V17H36ZM45 18V17H44ZM48 18H49V16H48ZM48 18H45L46 20H48ZM55 18V17H54ZM57 18V17H56ZM67 19H68V17H66ZM73 18V17H72ZM77 18V17H76ZM85 18V17H84ZM83 18V19H84ZM3 19V18H2ZM9 19V18H8ZM32 19H35L34 17L32 18ZM49 19V20H50ZM74 19V18H73ZM72 19V20H73ZM80 19H82V18H80ZM82 19V20H83ZM110 19H112V18H110ZM110 19H108V20H110ZM128 19V18H127ZM1 20V19H0ZM10 20V19H9ZM18 20V22H17V24H16V26H18V23H20L21 24V26H22V24L23 23H21L20 22V20L19 19H17ZM39 20H42L41 18L39 19ZM45 20V22L44 23H46L47 21ZM49 20H48V22H49ZM85 20V19H84ZM132 20V19H131ZM130 20V22H132ZM138 19H137V23H138V21H139ZM29 21H31V19L29 20ZM51 21V20H50ZM74 21V20H73ZM76 21H77V19H76ZM79 21V20H78ZM125 21V20H124ZM127 21V20H126ZM134 21H136V20H133V23H134ZM22 22H23V19H22ZM42 23L43 22V20L42 21H39L38 23ZM52 22V21H51ZM51 22H49V23H47V25H45V26H48ZM64 22V21H63ZM108 22V21H107ZM25 24L27 23V21L26 22H24ZM69 23V22H68ZM75 23V22H74ZM81 23H83L82 21H81ZM85 23V22H84ZM96 23H97V21H96ZM162 23H168V24H170L171 26H173V28H174V31L173 30H171L170 28V32L171 33H169V34H171V36H169L170 37V40H169V42H167V40H168V37H167V35H163L162 37L160 36V34L162 33L161 31H159L158 29L160 28V29H162L163 30V28H165V27H161V25L163 26H165V24H162ZM24 24V26H26ZM64 24V23H63ZM94 24L95 23H93V26H94ZM98 24V23H97ZM132 26L134 25V24H132V23H130ZM217 24H224L221 28H217ZM15 25V24H14ZM36 25H37V23H36ZM67 25V24H66ZM65 25V26H66ZM76 25H79L78 23L76 24ZM76 25H74V26H76ZM81 25V24H80ZM85 25V24H84ZM96 25V24H95ZM107 25V24H106ZM105 25V26H106ZM160 25V26H159ZM219 25H218V27H219ZM260 25H258V26H256L257 28H260L261 26ZM12 26V25H11ZM27 26H28V24H27ZM30 27H32V25H29ZM41 26V25H40ZM50 27H51V25H49ZM64 25H63V27H65ZM68 26V25H67ZM66 26V27H67ZM117 25H116V23L115 24H112V26H111V24L110 25H108V27L110 28V29H112L111 31H113V29H114V27H115V29L117 30V28H118V31H119V28H120V26L118 27H116ZM132 26H130L129 25V27L131 28ZM158 26H159V28H158ZM167 26V25H166ZM216 26V27H215ZM19 27V26H18ZM65 27V28H66ZM69 27V26H68ZM67 27V28H68ZM87 27V26H86ZM100 27V26H99ZM107 27V26H106ZM128 27V28H129ZM184 27H191V28H193V31H192V29H191V31L190 32H188L187 34L185 33V32H180V30L179 29H183ZM212 27H215L216 29H212ZM227 27V26H226ZM234 27H231V28H234ZM240 27L238 28L239 30L238 31H240ZM264 27V26H263ZM39 28V27H38ZM42 28V27H41ZM44 28V31H46V29H45V27H43ZM64 28V29H65ZM70 28H72V27H70ZM75 28V27H74ZM78 28H80L79 26H78ZM77 28V30H79ZM83 28H84V26H83ZM90 27H88V29H89ZM108 28V29H109ZM122 28H124V27H122ZM129 28V30L127 29H125V30H123L122 32H123V34H121L122 32H120V36H119V34L117 33L118 31H116L115 32V30H114V32L113 33H110V29H109V32H108V37L110 36V35H113V36H110L109 38H110V41H109V43H112L111 44V46H112V51H114L115 53H116V55H114V57L115 56H117V54H119V53H117L115 50H119L118 48L120 47H122L121 49L122 50H124L125 51V53L129 50V48H128V50H126V48L124 49V47L126 46V44L125 45H122L121 46V41H124L125 42V39H123V38H126V41H127V38H128V40H129V42L131 43V44H133L134 45V42L135 41H137V44L136 45H138L139 44V40L141 39V41H142V38L144 37H146V38H148L146 35H149L150 33H151V31L149 32V30H150V28H148V34H146L145 33V31L144 32H140L138 35H140L142 38H140L138 35H137V33L138 32H135V33H132V32H134V30H132L133 28H131L130 29ZM158 28V29H157ZM168 28V27H167ZM209 28H211L210 30H209ZM34 29V28H33ZM36 30H37V28H35ZM49 29V28H48ZM63 29V30H64ZM88 29H86V31L88 30ZM107 29V28H106ZM105 29V30H106ZM218 29V30H217ZM82 30V29H81ZM121 30V29H120ZM130 30H132L131 31V34H133V35H130ZM166 30V29H165ZM165 30H163V31H165ZM204 30H205V32H204ZM206 30H207V32L208 33H211L212 34V36L210 35V34H207L206 33ZM215 30H217V31H214ZM11 31V30H10ZM65 31V30H64ZM68 31V30H67ZM72 31V30H71ZM107 31V30H106ZM124 31H126V32H124ZM127 31H129V35H128V33H127ZM161 32L159 35H157L159 32ZM167 31H168V29H167ZM186 31V30H185ZM236 31H237V29H236ZM13 31H11V33H12ZM35 32H38V31H35ZM62 32V31H61ZM83 32V31H82ZM84 32H85V30H84ZM88 32V31H87ZM87 32H85V33H87ZM155 32V33H154ZM158 32V33H157ZM214 32V33H213ZM226 32V31H225ZM242 32H244L245 33V31L244 30H242ZM252 32V31H251ZM250 31H249V34L251 33ZM254 32V31H253ZM3 32H2V30H1V34H2ZM9 33V32H8ZM63 33V32H62ZM65 33V32H64ZM69 33H73V32H69ZM69 33H65V35H67L68 34V37L67 38H69L70 37V34ZM78 33H80V32H78ZM84 33V35L86 36V35H88V34H85ZM110 33V34H109ZM126 33V34H125ZM167 33V32H166ZM219 33L217 34V35H219ZM0 34V35H1ZM5 34H6V32H5ZM14 33H12L11 34V37H12V35H13ZM37 35H38V33H36ZM74 34V33H73ZM144 34V35H143ZM146 34V35H145ZM154 34V35H153ZM220 34H222V33H220ZM246 34V33H245ZM244 34V35H245ZM7 35H9V34H7ZM48 35V34H47ZM76 35V34H75ZM84 35H82V36H84ZM162 35V34H161ZM193 35H196V38H194L193 37ZM199 35V36H198ZM222 35H224V34H222ZM247 35H248V33H247ZM5 36V35H4ZM79 36H81V34L79 35ZM78 36V37H79ZM81 36V37H82ZM84 36V37H85ZM88 36H90V34L88 35ZM232 36V35H231ZM10 37V38H11ZM40 37V36H39ZM74 35H72L70 38L71 39H74V40H77L78 39V41H79V38L78 37H74ZM80 37V40H82L83 41V43H85V44H88V43H86V42H91V41H89L90 39H88V37L86 36V38H87V40L88 41H84L85 39L84 38H81ZM95 37H98V36H95ZM114 37V38H113ZM123 37V38H122ZM235 37V36H234ZM238 36H236V38H237ZM4 38V37H3ZM63 38H65V37H63ZM77 38V39H76ZM90 38V37H89ZM123 40H122V39ZM145 38V39H146ZM150 38V37H149ZM148 38V39H149ZM166 40H165V39ZM204 38V37H203ZM227 38H228V36H227ZM227 38H225V39H227ZM5 39V38H4ZM61 39H62V37H61ZM70 39V40H71ZM97 39H100V38H97ZM121 39V40H120ZM217 39V38H216ZM219 39V38H218ZM217 39V40H218ZM245 39V38H244ZM264 39V38H263ZM66 40V39H65ZM64 39H63V41L64 42H66V41H68V40H66L65 41ZM73 40V41H74ZM112 40V41H111ZM230 40H232V39H230ZM247 40V39H246ZM4 41V40H3ZM72 41V40H71ZM70 41V42H71ZM96 41V40H95ZM165 41V42H164ZM204 41H207V40H204ZM2 42V41H1ZM0 42V43H1ZM8 42H10V41H8ZM12 42H14V41H12ZM64 42H63V44H64ZM128 42V43H129ZM143 42H144V39H143V41H142V43L141 44H143ZM147 42V41H146ZM231 41H229L228 43H230ZM245 42V41H244ZM53 44H54V42H52ZM74 43V42H73ZM73 43H70V45H65V48H67V46L69 47V46H72V44ZM217 43V42H216ZM231 43H233V42H231ZM251 43H253V42H251ZM18 44V43H17ZM32 44V43H31ZM30 44V45H31ZM66 44H69V42H67ZM77 44V46H74V47H79L78 46V43H76ZM84 44V45H85ZM92 44V43H91ZM119 44H120V46H119ZM122 44H123V42H122ZM209 44V45H208ZM240 44V43H239ZM238 44V46H240ZM2 45V44H1ZM7 45V44H6ZM13 45V44H12ZM16 45V44H15ZM33 45V44H32ZM136 45H134V46H136ZM211 45L213 46L212 48H211ZM215 45V46H214ZM229 44H227V46H228ZM232 45V44H231ZM230 45V46H231ZM248 45V44H247ZM255 44H253V46H254ZM256 45L259 47L261 44L259 43V42H257L256 43ZM88 46H89V44H88ZM133 46V47H134ZM226 46V47H227ZM233 46V45H232ZM237 46V47H238ZM249 46H252V45H249ZM3 47H5V45L3 46ZM64 47V46H63ZM118 47V48H117ZM126 47H129V46H126ZM147 47H149V43H148V46ZM215 47V48H214ZM256 47V46H255ZM10 48V47H9ZM13 48V47H12ZM21 48V47H20ZM59 48H60V46H59ZM86 49L85 47H83V46H80V49ZM89 48H91V47H89ZM117 48V49H116ZM131 48H132V46H131ZM150 48V47H149ZM262 48H264L263 46H262ZM24 49V48H23ZM22 49V50H23ZM210 49H211V51H210ZM227 49V48H226ZM235 49L237 50V52L235 53H227L226 52V54H224V55H226L224 58H230L229 56H231V58L232 59H234L235 60V62H234V69H235V71H239V70H244L245 69V65H246V61L244 60V58H242L241 59V57H239V56H241L242 55V52H243V49L241 48L240 49V47L237 49L236 47H235ZM67 51H71L72 52V50H68V48L66 49ZM86 50H89L88 48L86 49ZM111 50V49H110ZM222 50V49H221ZM245 50V49H244ZM247 50V49H246ZM258 50V49H257ZM15 51H16V49H15ZM20 51V50H19ZM40 51V50H39ZM39 51H37V54H38V52ZM41 51H42V49H41ZM75 51V50H74ZM96 51L98 52V49H96ZM220 51V50H219ZM228 51V50H227ZM239 51V52H238ZM261 51V50H260ZM43 52V51H42ZM76 52V51H75ZM95 52V51H94ZM97 52H95L94 53V55H93V57H100L98 54L96 55V53ZM106 52V51H105ZM111 52V51H110ZM128 52H130V51H128ZM146 52V51H145ZM249 55H251L252 57H256L257 56V59H259V55H257V53L259 52V50L257 51V52H255V51H249V49H248V51H246ZM16 53V52H15ZM20 53V52H19ZM41 53V52H40ZM112 53V52H111ZM130 53H132V52H130ZM216 54H217V52H215ZM218 53H220V52H218ZM221 53H222V51H221ZM220 53V54H221ZM9 54H11V53H9ZM23 54V53H22ZM67 54V53H66ZM72 54V53H71ZM113 54V53H112ZM216 54H215V57L216 58H218L217 56H216ZM222 54V56H224ZM12 55H14V54H12ZM11 55V56H12ZM17 55H18V51H17ZM40 55V54H39ZM87 55H88V53H87ZM90 55V54H89ZM132 55V54H131ZM134 55V54H133ZM211 55H214L213 53L211 54ZM219 55V54H218ZM263 55V56H262ZM38 56V55H37ZM41 56V55H40ZM58 56H60L59 54H58ZM85 56V55H84ZM120 56V55H119ZM119 56H117V57H119ZM127 56V55H126ZM222 56H220L219 58H223ZM43 57V56H42ZM64 57V56H63ZM95 57V58H96ZM122 57H124V56H122ZM214 56H213V58L212 59H214L215 58ZM251 57V58H252ZM262 57V58H261ZM261 59H263L264 58V52L262 51V53H261ZM28 58V57H27ZM36 58V57H35ZM107 58V57H106ZM150 58V59H151ZM215 58V59H216ZM223 58V59H224ZM246 58H249L250 59V57L247 55L246 56ZM32 59V58H31ZM42 59V58H41ZM40 59V60H41ZM61 59L62 58H60V60L58 61L59 63H61L60 61H61ZM129 59H131L130 57H129ZM222 59V63H223V60ZM261 59H260V62H262L261 61ZM13 60V59H12ZM56 60H57V58H56ZM63 60V59H62ZM85 60V59H84ZM88 60V59H87ZM87 60H85L86 61V63L85 64H87L88 62H87ZM98 60V59H97ZM114 60V59H113ZM120 61H126V60H123L122 58L121 59H119ZM118 60V61H119ZM137 60V59H136ZM226 60V59H225ZM25 61V60H24ZM26 61H28V59L26 60ZM25 61V62H26ZM30 61V60H29ZM28 61V62H29ZM53 61H55V60H53ZM64 61V60H63ZM84 61V62H85ZM99 61H101V57H100V60ZM119 61V62H120ZM128 61V62H127ZM125 63H129V60H127ZM3 62V61H2ZM6 62L7 61H5V63L4 64H6ZM28 62H26V64H25V66L28 64ZM50 62V59H48V63ZM134 62V61H133ZM137 62V61H136ZM257 62H259V61H257ZM264 62V61H263ZM11 63V62H10ZM15 63V62H14ZM21 62H19L18 64H20ZM31 63V62H30ZM43 63V62H42ZM47 63V62H46ZM55 63V62H54ZM53 63V64H54ZM58 63V64H59ZM100 63V62H99ZM115 63V62H114ZM130 63H132V60L130 61ZM129 63V64H130ZM135 63V62H134ZM145 63V62H144ZM214 63V62H213ZM225 63V62H224ZM32 64V63H31ZM35 64H37V63H35ZM64 64V63H63ZM116 64V63H115ZM122 64V63H121ZM261 64V63H260ZM16 65V64H15ZM43 65V64H42ZM61 64H59L58 65V67L60 66ZM92 65V64H91ZM91 65H89V66H91ZM114 64L112 63V66H113ZM122 65H124V63L122 64ZM130 65H132V64H130ZM146 65V64H145ZM216 66H217V64H215ZM214 65V66H215ZM229 65V64H228ZM227 65V66H228ZM5 66V65H4ZM17 66V65H16ZM28 66H30V68L33 66H31V65H28ZM57 66V65H56ZM135 66V65H134ZM214 67V68H216L217 69V67ZM0 67H1V65H0ZM6 67H7V65H6ZM19 67H21V66H19ZM34 67H35V65H34ZM38 67V66H37ZM53 67V66H52ZM61 67H62V65H61ZM93 67H95L96 68V65H93ZM97 67H98V65H97ZM115 67V66H114ZM114 67H112V71L114 72V73H118V69L117 68H114ZM146 67V66H145ZM219 67V66H218ZM39 68V67H38ZM41 68V67H40ZM92 68V66L90 67V69ZM127 68V67H126ZM10 69H12V68H10ZM21 69L22 68H20V71H21ZM25 69H27V68H25ZM24 69V67H23V70H25ZM29 69V68H28ZM34 69H36V68H34ZM33 69V70H34ZM53 69V68H52ZM54 69H55V67H54ZM57 69V68H56ZM115 69V70H114ZM129 69V70H128ZM128 69H126V70H128V72L130 71V68H128ZM219 69H220V67H219ZM239 69V70H238ZM18 70H19V68H18ZM22 70V71H23ZM30 70H32V69H30ZM32 70V71H33ZM92 70V69H91ZM97 70V69H96ZM221 70H223V69H220V73H222V71ZM1 71V70H0ZM10 71H12V70H10ZM31 71V72H32ZM41 71V69L39 70V72ZM120 71V70H119ZM132 71V70H131ZM2 72V71H1ZM17 72H19V71H17ZM25 72V71H24ZM36 72H38V69L36 70ZM35 72V70H34V73H36ZM55 72V71H54ZM59 72V71H58ZM57 72V73H58ZM92 72H93V70H92ZM134 72V71H133ZM136 72V71H135ZM143 72V71H142ZM145 72V71H144ZM143 72V73H144ZM214 72V71H213ZM224 73H225V71H223ZM29 73V72H28ZM34 73H31L32 75L34 74ZM121 73V72H120ZM155 73V72H154ZM202 73V72H201ZM216 73H218L219 74V72H216ZM224 73H223V75H224ZM31 74H30V78H31ZM38 74V73H37ZM97 74V73H96ZM130 72L127 74L128 75V78L130 79V75H132V74H130ZM146 74H148V71L146 72ZM149 74H151V73H149ZM158 74V73H157ZM165 74H167V73H165ZM200 74V73H199ZM198 74V75H199ZM212 73L210 72V74L209 75H211ZM19 75H20V73H19ZM25 75V74H24ZM59 74H57V76H58ZM93 75H95V73L93 74ZM116 75V74H115ZM114 75V76H115ZM121 75H122V73H121ZM121 75H119V76H121ZM123 75H125V74H123ZM122 75V76H123ZM126 75V76H127ZM134 76H135V73L133 74ZM133 75H132V77H131V79H130V81L132 80V78H133ZM138 75V74H137ZM159 75V74H158ZM172 75H173V73H172ZM181 75V76H182ZM222 75V74H221ZM17 76V75H16ZM22 77H23V75H21ZM96 76V75H95ZM121 76V77H122ZM139 76V75H138ZM141 76V75H140ZM178 76V75H177ZM201 76V75H200ZM207 76V75H206ZM217 76V75H216ZM225 76V75H224ZM18 77V76H17ZM20 77V76H19ZM21 77V78H22ZM29 77V76H28ZM28 77L26 78V79H28ZM33 77L35 78V75H33ZM40 77V76H39ZM94 77V76H93ZM117 77V76H116ZM155 77V76H154ZM157 77V76H156ZM182 77H185V76H182ZM181 77V78H182ZM202 77V76H201ZM226 77H228V76H226ZM110 78V77H109ZM123 78V77H122ZM124 78H125V76H124ZM123 78V79H124ZM135 78V77H134ZM133 78V79H134ZM137 78V77H136ZM148 78H152V77H148ZM180 78V77H179ZM185 78H187V77H185ZM185 78H184V80H185ZM205 78H207V77H205ZM210 78V77H209ZM59 79V78H58ZM61 79V78H60ZM188 79V78H187ZM208 79V78H207ZM29 80V79H28ZM53 80V79H52ZM110 80V79H109ZM108 80V81H109ZM160 80V79H159ZM47 81H48V79H47ZM55 81H57V79H55ZM120 81V80H119ZM152 81V80H151ZM190 81V80H189ZM198 81V80H197ZM58 82V81H57ZM126 82L129 84V80L126 78ZM142 82V81H141ZM144 82V81H143ZM191 82V81H190ZM201 83L200 84H202V80L200 81ZM211 82V81H210ZM48 83V82H47ZM50 83V82H49ZM131 84L133 83L132 81L130 82ZM146 83V82H145ZM151 83V82H150ZM153 83V82H152ZM183 83H185V82H183V79H178L177 81H175L174 82V85H176L175 87H178V86H180V88H183L184 90L186 89H188V87L187 88H185V86H183ZM52 84V83H51ZM118 84L119 85H121V81H120V83L118 82ZM127 84V85H128ZM131 84H129V85H131ZM134 84V83H133ZM132 84V85H133ZM199 84V85H200ZM24 86L26 85V84H23ZM119 85H117V86H119ZM126 85V84H125ZM135 85V84H134ZM133 85V87L135 88V86ZM173 85V86H174ZM27 86V85H26ZM154 86H158V85H154ZM153 86V87H154ZM169 86V85H168ZM22 87V86H21ZM121 87V86H120ZM174 87V88H175ZM205 87V86H204ZM25 88V87H24ZM69 88V87H68ZM144 88V84L143 83H140L139 84V86H138V89L140 90V89H143ZM160 88V87H159ZM166 88V87H165ZM173 88V89H174ZM26 89L27 88H25L24 90L26 91ZM70 89H72V88H70ZM69 89V90H70ZM77 89V88H76ZM177 89V88H176ZM181 90V94L182 93H184L183 91L184 90ZM196 89L198 90V88H194V90L192 89V92H193V94H191V92H190V94L191 95H197L198 94V92L196 91ZM261 89V88H260ZM264 89V88H263ZM27 90H29V89H27ZM51 90H53V89H51ZM67 90V89H66ZM68 90V91H69ZM98 90V89H97ZM101 90V89H100ZM205 90V89H204ZM259 90V89H258ZM67 91V94H69V92ZM74 91V90H73ZM78 91V90H77ZM157 91H159V90H157ZM167 91V90H166ZM202 91V90H201ZM255 91V90H254ZM253 91V92H254ZM53 93H54V90L52 91ZM58 92V91H57ZM99 92H101V91H99ZM130 92H132V90L130 91ZM135 92H137V91H135ZM160 92V91H159ZM199 92H200V89H199ZM203 92V91H202ZM59 93V92H58ZM73 93V92H72ZM76 93V92H75ZM79 93V92H78ZM102 93V92H101ZM101 93H99L100 95H101ZM118 93V92H117ZM197 93V94H196ZM211 93V92H210ZM52 94V93H51ZM60 94H62V92H60ZM70 94H71V92H70ZM69 94V95H70ZM159 94V93H158ZM185 94V93H184ZM184 94L183 95H181V96H183L184 97ZM255 94V93H254ZM253 94V95H254ZM56 95L57 96H59L57 93H56ZM79 95V94H78ZM88 95V94H87ZM100 95H98V98L99 97H101ZM107 95H108V93H107ZM112 95V94H111ZM110 95V96H111ZM130 95V94H129ZM169 95V94H168ZM198 95H200V94H198ZM215 95V97H216V94H214ZM226 95V94H225ZM224 95V96H225ZM73 96V95H72ZM77 96V95H76ZM80 96V95H79ZM92 96H94V95H92ZM95 96H96V94H95ZM103 96V95H102ZM104 96L106 97V98H104V97H102V98H104V100H102V102L103 101H105V102H103L104 104L105 103H109L110 104V101L108 102V97L104 94ZM118 96V95H117ZM126 95H124V96H120V97H125ZM153 96L155 97L156 96V92H155V94H153ZM175 96H177V98H176V100L177 101H180V95H179V93H176V95ZM175 96H174V99H175ZM260 96V95H259ZM261 96L262 97H264L263 95H262V93H261ZM56 97V96H55ZM54 97V98H55ZM97 97V96H96ZM96 97H95V99L93 98V100L92 99H90L91 100V105L89 104V102H88V104H89V107L91 108V106L93 107L94 106V104L93 103H95L96 101H98L99 102V99L98 100H96ZM152 97V96H151ZM154 97H152V99H153V102L154 101H156V99H157V97H155V100H154ZM261 97V98H262ZM53 98V99H54ZM67 98V97H66ZM74 98L76 99V97H75V95H74ZM88 98H89V96H88ZM126 98V97H125ZM148 98V97H147ZM160 98V97H159ZM158 98V99H159ZM210 98V97H209ZM222 98V97H221ZM240 98H242V97H240ZM52 99V101H54ZM62 99H64L63 98V94H62ZM81 99H82V97H81ZM110 99V98H109ZM121 99V98H120ZM150 99V98H149ZM152 99H151V101H152ZM161 99V98H160ZM162 99H163V101H162ZM161 99V101H159V104L160 105H162L160 102H164V101H166V100H164V98H162ZM173 99V98H172ZM236 99V98H235ZM263 99V98H262ZM33 100V99H32ZM43 101H45L44 99H42ZM95 100V101H94ZM114 100V99H113ZM113 100H112V102H113ZM122 100V99H121ZM124 100V99H123ZM126 100V102L129 100V98L127 99H125ZM223 100V99H222ZM243 100V99H242ZM241 100V101H242ZM82 101V100H81ZM92 101H94V102H92ZM116 101H119V103L121 104V102H124V101H120V100H116ZM130 101V100H129ZM191 101V100H190ZM32 103L34 102V101H31ZM51 102V101H50ZM54 102H56V101H54ZM61 102V101H60ZM100 102H101V99H100ZM112 102H111V104H112ZM188 102H189V100H188ZM193 102V101H192ZM191 102V103H192ZM201 102V101H200ZM203 102V101H202ZM244 102V101H243ZM242 102V103H243ZM251 102V101H250ZM40 103V101L38 102V104ZM43 103V102H42ZM45 103V102H44ZM43 103V104H44ZM52 103V102H51ZM62 103H64V102H62ZM79 103H80V101H79ZM125 103V102H124ZM129 104L131 103V102H128ZM157 102H155V104H156ZM181 103V102H180ZM204 103V102H203ZM233 103V102H232ZM232 103H229L230 105H233L234 106V112H231V113H233L232 115H233V120H232V122H231V125L233 124V121L235 120V123L233 124V127H235V129L236 128H239L240 126H241V123L243 122V121H245V119H247V117H248V115H245V114H251L253 111H251L250 112V108H251V106L252 105H248L247 104V102L245 101L244 103L246 104V105H248L249 106V112H248V110H247V112L245 111V113H244V110H243V112H242V110H241V112H240V110H238L237 108V105L236 104H232ZM236 103V102H235ZM243 103V104H244ZM258 103H260V102H258ZM37 104V102L35 103V105ZM57 104H59V101L57 102ZM95 104H97V102L95 103ZM101 104V103H100ZM109 104H106V105H109ZM109 105V107L110 106H112V105ZM153 104V106L155 105L154 103H148V105L149 106H146V108H145V106L144 107H142L143 108V110H144V108L147 110V108L149 107V108H151L152 105ZM158 104V103H157ZM156 104V105H157ZM165 104V103H164ZM179 104V103H178ZM193 104V103H192ZM205 104V103H204ZM228 104V106H230ZM238 104V103H237ZM255 104V103H254ZM47 105H48V103H47ZM80 105H81V103H80ZM83 105V104H82ZM85 105V104H84ZM99 105V104H98ZM101 105H103V104H101ZM106 105H103L104 107L106 106ZM144 105H147V104H144ZM166 105V104H165ZM165 105H163V106H165ZM189 105V104H188ZM188 105L186 106V104H185V106L186 107H188ZM218 105V104H217ZM227 105V104H226ZM32 106H34V103L32 104ZM41 106V105H40ZM39 106V107H40ZM69 106V105H68ZM96 106V105H95ZM131 106H133V105H131ZM162 106V107H163ZM179 106V105H178ZM183 106V104L181 105V107L179 108V109H181V112H183V111H185V112H187L188 113V108H184V107H182ZM191 106L192 105H190V108H191ZM225 106V105H224ZM35 107V106H34ZM42 107V106H41ZM66 107V106H65ZM78 107H81V106H79L78 105ZM77 106H76V108H78ZM116 108L118 107L119 109H121L118 105L117 106H115ZM114 107V108H115ZM122 107V106H121ZM141 107V106H140ZM177 107V106H176ZM236 107V108H235ZM256 107V106H255ZM258 107V106H257ZM263 108H262V110L264 109V106H262ZM31 108V107H30ZM29 108V109H30ZM61 108V107H60ZM95 108V107H94ZM106 109H111V110H114L113 109V106L111 107V108H107V106L105 107ZM139 108V107H138ZM153 108V107H152ZM155 108V107H154ZM153 108V111H152V115L155 113L156 114V117L155 118H158L159 119V117L161 116V114L159 113V108H158V111H157V108H155L154 109ZM170 108V107H169ZM173 108V107H172ZM186 109V110H184V109ZM193 108H195V104H193ZM197 108H199L200 109V107H198L197 106ZM202 108V107H201ZM204 108V107H203ZM260 108V107H259ZM63 109V108H62ZM67 109V108H66ZM68 109H69V107H68ZM171 109V108H170ZM182 109H183V111H182ZM217 109V108H216ZM231 109V108H230ZM229 109V110H230ZM242 109V108H241ZM258 109V108H257ZM31 110V109H30ZM29 110V111H30ZM34 110V109H33ZM64 110V109H63ZM80 110V109H79ZM82 110V109H81ZM98 110V109H97ZM149 110V113L148 114H150L151 113V111H150V109H148ZM205 110V109H204ZM237 110H238V112L239 113H244L243 114V116L240 118V117H237L238 115L240 116V114H237L238 112H237ZM253 110H254V108H253ZM260 110V109H259ZM28 111V110H27ZM43 111H47V110H43ZM66 111V110H65ZM64 111V112H65ZM83 111H84V109H83ZM83 111H81V113L83 112ZM138 111V110H137ZM145 111V110H144ZM191 111V110H190ZM235 111L237 112L236 114H234L235 113ZM264 111V110H263ZM48 112V111H47ZM68 112V111H67ZM66 112V113H67ZM139 112V111H138ZM141 112V111H140ZM254 112H256L255 110H254ZM27 113H29V112H27ZM26 113V114H27ZM30 113H32V112H30ZM52 113V112H51ZM65 113V114H66ZM80 113V112H79ZM83 113H85V112H83ZM90 113H91V110H90ZM158 113V114H157ZM184 113V112H183ZM193 113V112H192ZM214 114H215V112H213ZM226 113V112H225ZM261 113V112H260ZM263 113V112H262ZM262 113L261 114H259L260 115V120H261V122H263L262 120H264V118H262ZM37 114V113H36ZM56 114V113H55ZM69 114H71L70 112H69ZM68 114V115H69ZM86 114V113H85ZM89 114V113H88ZM93 114V113H92ZM186 114V113H185ZM190 114V113H189ZM219 114V113H218ZM230 114V113H229ZM37 115H39V113L37 114ZM58 115V114H57ZM63 115V114H62ZM67 115V116H68ZM101 115V111H100V114H99V116ZM141 115V114H140ZM157 115H159V117H157ZM162 115L164 116V117H166L163 113H162ZM188 115V114H187ZM194 115V114H193ZM236 116V118H235V116ZM252 115V114H251ZM256 116H258V114L256 113L255 114ZM253 116V119L252 120H254L255 122H256V120H257V118L259 117H256V116ZM27 116V115H26ZM88 116V115H87ZM98 116V117H99ZM142 116H143V114H142ZM141 116V117H142ZM217 116V115H216ZM247 116V117H246ZM263 116H264V114H263ZM31 116H29V118H30ZM38 117V116H37ZM101 117H103V116H101ZM100 117V118H101ZM141 117H138V118H141ZM163 117V119H167V118H164ZM252 117V116H251ZM256 118V120H255V118ZM26 118V117H25ZM32 118V117H31ZM36 118V117H35ZM34 118V119H35ZM40 118V117H39ZM38 118V119H39ZM99 118V119H100ZM191 118H193V117H191V115H190V117H189V122H190V124L192 123V122H194V123H192V125L190 126V128H189V130H190V134H191V131H196V133L198 132V134L200 135V138L201 139H203L204 140V142H202V141H200L201 142V144H203V145H205V146H200V147H207V150H210V151H212V152H214L215 151V149H217V147H219V142L215 139V135H213V134H210V133H207L206 131H201L200 132V129L198 128V127H196V126H198V122H197V120H196V122H195V119H191ZM217 118V117H216ZM238 118H240L239 120H242V121H239L238 120ZM245 118V119H244ZM83 119V118H82ZM87 119V118H86ZM98 119V118H97ZM137 119V118H136ZM191 119V120H190ZM227 119H230V116H229V118L227 117ZM244 119V120H243ZM259 119V118H258ZM33 120V119H32ZM139 120V119H138ZM161 120H162V116H161ZM217 120V119H216ZM236 120H237V122H239L238 124H237V122H236ZM250 120V119H249ZM259 120V121H260ZM62 121H63V119H62ZM140 121V120H139ZM144 121H145V119H144ZM149 122H150V120H148ZM157 121V120H156ZM155 121V122H156ZM168 121V120H167ZM192 121V122H191ZM212 121V120H211ZM224 121H226V119L224 120ZM64 122H66V121H64ZM99 121H97V123H98ZM101 122H102V119H101ZM106 122V121H105ZM140 122H142V120L140 121ZM147 122V121H146ZM218 122V124L220 123L219 122V120L217 121ZM216 122V123H217ZM241 122V123H240ZM246 122V121H245ZM251 122V121H250ZM247 123V125L249 124V126H252L253 124V127L254 126H257V124L254 122H251L252 123V125H251V123ZM258 122V121H257ZM260 122V123H261ZM36 124L38 123H40V121L39 122H35ZM42 123V125H43V122H41ZM40 123V124H41ZM48 123V122H47ZM46 123V124H47ZM56 123V122H55ZM122 123V122H121ZM126 123V122H125ZM143 123V122H142ZM142 123H140V124H142ZM152 123V122H151ZM196 123V125H193V124H195ZM216 123H215V125H216ZM228 123H230V122H228ZM259 123V122H258ZM264 123V122H263ZM35 124V125H36ZM45 124V125H46ZM49 124V123H48ZM47 124V125H48ZM101 124V123H100ZM99 124V125H100ZM105 124V123H104ZM147 124V123H146ZM169 124H170V126H171V123L169 122ZM213 124V123H212ZM217 124V125H218ZM256 124V125H255ZM10 125V124H9ZM8 125V126H9ZM51 124H49V126H50ZM103 125V124H102ZM105 125H107V123L105 124ZM135 124H133V126H134ZM216 125V127H218ZM227 125V124H226ZM230 125V124H229ZM228 125V126H229ZM235 125H239V126H235ZM262 125V126H261ZM260 126L261 127H264L263 126V124H261ZM44 126V125H43ZM43 126H42V129H43ZM60 126V125H59ZM138 126V125H137ZM150 126V125H149ZM214 126V125H213ZM221 126V125H220ZM227 126V127H228ZM248 126V130H256V128L257 127H254V129H252V127L250 128ZM258 126H259V124H258ZM259 126V127H260ZM68 127V126H67ZM109 127V126H108ZM117 127V126H116ZM132 125H130L129 123L126 125V127L125 128H123L124 130H125V133L123 132V134H121L122 135V140H123V144L125 145V147H127L128 146V149L129 148H134L135 147V149L137 148V149H141V150H144L145 152H147V153H151V157L152 158H154V160H151V158H149L150 160L149 161H146L147 163L148 162H150V164L154 167H151V168H153V170L147 175V173L145 174L146 175V178L147 177H149L150 175H153L154 177H155V179H156V181H158L159 183H161V184H163L165 187H168V184L170 183V181H169V179H168V177H167V175L169 176L170 175V179H171V181L172 182H174V183H176L175 181H179V179H180V181H179V183L178 184H180L181 183V186L180 187H178L179 185H177V183H176V187H178V189L180 188V190H182L181 189V187H183L182 186V184L184 183H182V180H183V174L181 175V176H178V178H176L177 176H174L173 177V174L171 175V173H175V171L174 172H172L171 171V169L172 168H170V166L171 167H173V169L175 170H179L180 171V169L179 168H181V170L183 169H185V168H187V170L189 171L190 170V172L191 171H193L194 169H195V171H193V172H195V175L196 174H199V175H197L194 179H197V180H201V178H203L204 176H203V173L205 172V170H206V167H205V169L203 168V165H206L205 163H208L209 162V157H211L210 155H212V152H211V154H207L208 152H206V151H204V152H201V153H197L196 152V150H195V148L196 147H198V144H196L195 142H192V144L194 143V145L192 146V144H190L189 145V147L187 146L188 145V143L190 142V141H188L187 142V140L185 139L186 137L189 139V137L191 136V135H188V136H185L184 135V132H182L181 131V135L180 136H178L177 134H175V133H173L172 131H171V133L170 134H168V136L165 138V140H164V142L163 143H165L164 145L163 144H159V141H157V139H155V137L154 136H152V134L149 132L150 130L148 129L149 127L147 126V125H140V126H138V127H136V129L134 128V127H132V128H134L135 129V131L134 130H132ZM199 127H200V124H199ZM215 126H214V128H216ZM230 127V126H229ZM232 127V126H231ZM231 127H230V130H232V131H230L233 135L235 134L236 136L235 137H237V136H239V135H237V134H240V136L242 135V133L240 132V130H239V132L236 134V132H237V130H235L234 128L233 129H231ZM31 129H33L32 127H30ZM40 128V127H39ZM50 128V127H49ZM48 127H46V129L47 130H44V132L43 131H41V134H39L40 136L43 134H47L48 135V133L50 134V132L52 131V129H53V127L52 128H50L49 129ZM102 128V127H101ZM104 129L102 130L103 131V133L101 134V135H99L98 136V134L95 136V138L96 139H98L101 143H103V145L105 144L107 147H108V144H110V143H112V142H115V139L117 140V141H119V136H118V134H117V130H116V132H114L113 131V133H112V131H111V128L109 127V129H107L106 128V126L105 127H103ZM225 128V127H224ZM37 129H38V127H37ZM69 129V128H68ZM171 129L172 130H174V125H173V128L171 127ZM59 130V129H58ZM61 130H62V128H61ZM72 130V129H71ZM123 130V131H124ZM167 130H169L170 131V128L169 129H167ZM183 130V129H182ZM188 129H186V131L188 132L189 131ZM203 130H205V129H203ZM258 130V129H257ZM256 130V131H257ZM259 130H260V128H259ZM28 131H30V130H28ZM38 131H39V129H38ZM60 131V130H59ZM69 131V130H68ZM67 131V133H69ZM165 131V132H164ZM163 131V133H166V130H164ZM184 131V130H183ZM234 131H236L235 133H234ZM31 132V131H30ZM34 132H37V131H35V129H34ZM34 132H31V133H34ZM40 132V131H39ZM38 132V133H39ZM43 132V133H42ZM46 132V133H45ZM71 132V131H70ZM186 132V133H187ZM214 132V131H213ZM246 131H244V133H245ZM247 132H250V131H247ZM253 132V131H252ZM262 132H263V130H262ZM121 133V132H120ZM196 133H194V134H196ZM211 133H212V131H211ZM216 133V132H215ZM251 133V132H250ZM254 133V132H253ZM260 138H259V141L260 140H262L263 142H264V140L262 139L263 137H261V130H260ZM258 133V134H259ZM167 134V133H166ZM198 134H196L198 137H199V135ZM32 135V134H31ZM43 135H42V137H43ZM50 135H52V137L54 136L53 134H50ZM164 135V134H163ZM193 135V134H192ZM196 135H194L195 137H196ZM251 134H249V136H248V138L249 137H252V136H250ZM253 135V134H252ZM33 136V135H32ZM61 138H64L65 139V137H67V135L64 137V135H62L61 134ZM68 136L69 137H67V139L69 140L70 139V134H68ZM157 136V135H156ZM161 136H162V134H161ZM185 136V137H184ZM232 136V135H231ZM239 136V137H240ZM243 136V135H242ZM262 136H264L263 134H262ZM34 137V136H33ZM35 137H36V134H35ZM159 137V136H158ZM192 137V136H191ZM21 138V137H20ZM44 138H45V136H44ZM115 138V139H114ZM219 138V137H218ZM234 138V137H233ZM233 138H232V140H233ZM242 138V137H241ZM243 138H244V136H243ZM14 139V138H13ZM22 139V138H21ZM31 139V138H30ZM33 139V138H32ZM35 139V138H34ZM41 139V138H40ZM62 140V143H64L63 141H65V140ZM85 139V138H84ZM120 139H121V137H120ZM161 139V138H160ZM239 139V138H238ZM38 140V139H37ZM47 140H49V139H47ZM200 140V139H199ZM232 140H231V142L230 143H227V144H225L226 145V152H225V154L227 155V156H225V157H227V160L229 161V164H227V165H230L231 164V166L233 167L232 169H234L233 171L231 170V168H230V166H229V168H230V173L229 172H227V170H229L228 169V166L226 167L227 168V170H225V167H224V176H225V173L227 172V175L229 174H231V176H230V178L233 176V175H236V176H240L239 177V179L241 178H243L244 177V179L242 180L243 181V183H241L242 184V190H240L241 188L240 187H238V188H240V189H237V188H235V183H234V185L232 184V187H234L233 188V190H232V188H231V191L232 192H230V190H229V186H227V185H225V186H227V190L225 191V194H224V192H223V194L225 195L224 197H221V194L219 195L220 196V199L222 200L221 202H220V200H218L217 198H216V196L214 197V198H216V201H219V202H217L218 204H220V203H222L223 204V202H224V208H226V209H230V208H233V207H235V206H237V204L235 205V206H233L232 205V207H231V205H230V203H235V202H237L236 201V199L238 200L239 198H241L240 197V195H238V193L237 192H240V191H247L246 193L247 194H249V195H253V194H255V195H257V193H259V196L261 195V194H263V193H261L260 194V192H263V190H264V175L262 174V172L260 171V169L258 170V169H256L257 168V166H259L260 167V165H263L264 166V163H263V160L261 161L262 162V164H260L259 162V165H257L258 163L256 162L255 163V161H258V160H256V157H255V159H254V153L252 152V151H254V150H251V148H246V149H242L241 150V148H239V147H237L236 146V144H234V140H235V143L237 142L236 140V138H234V140H233V142H232ZM243 140H246L245 138L243 139ZM21 141H23V140H21ZM24 141H26V140H24ZM33 141V140H32ZM44 141L46 142V139H44ZM67 141V140H66ZM65 141V143L67 144H63L65 147L67 146L68 147V145H69V141L68 142H66ZM72 141H74V139H72ZM98 141V142H99ZM191 141H193V140H191ZM261 141V142H262ZM14 142H15V140H14ZM20 142V141H19ZM34 142V141H33ZM35 142H38V141H36L35 140ZM85 142V141H84ZM83 142V144H84V146H85V144H86V146H87V144H89V143H84ZM92 142V141H91ZM185 142L187 143V144H185ZM261 142H259V143H261ZM262 142V143H263ZM77 143V142H76ZM75 143V144H76ZM94 143H97V142H94ZM238 143V142H237ZM29 145H30V143H28ZM37 144V143H36ZM47 143H45V145H46ZM79 144V143H78ZM120 144V143H119ZM26 145V144H25ZM24 145V146H25ZM29 145H27L26 146V148L29 146ZM31 145H33V144H31ZM77 145V144H76ZM90 145H92V143L91 144H89V146ZM97 145H101V144H96V146ZM104 145V146H105ZM223 145V144H222ZM40 146H42L41 144H40ZM39 146V147H40ZM63 146V147H64ZM81 146H82V144H81ZM83 146V147H84ZM102 146V145H101ZM100 146V147H101ZM105 146V147H106ZM32 147V146H31ZM43 147V146H42ZM88 147V146H87ZM100 147H98L99 149H100ZM111 149H112V147L111 146H109ZM120 147V146H119ZM69 148V147H68ZM89 148V147H88ZM93 148L94 149H97V147H92L90 150H93ZM241 150H239V149ZM254 148V147H253ZM29 149H31V148H29ZM70 149V148H69ZM85 149H86V147H85ZM105 148L104 147H102V149H100V150H104ZM117 149V148H116ZM120 149H121V147H120ZM198 149V148H197ZM251 150V151H249V153H248V150ZM64 150H65V148H64ZM99 150V151H100ZM247 150V152H245ZM28 151V150H27ZM79 151V150H78ZM87 151H89V150H87ZM95 151V150H94ZM107 151V150H106ZM106 151H104V152H106ZM111 150H109V152H110ZM120 151V150H119ZM136 151V150H135ZM210 151H209V153H210ZM243 151V152H242ZM69 152V151H68ZM81 152V154H82V152H83V150H81L80 151ZM162 152H168L169 154L167 155H165L164 153H162ZM251 152H252V155H251ZM254 152H256V151H254ZM118 153V152H117ZM147 153H146V156H148L147 155ZM247 153L251 156V158L253 159V163H251V161L252 160H250V156H245V155H247ZM101 154V153H100ZM104 154V153H103ZM140 154V153H139ZM197 154H199L200 155V157H198V155ZM224 154V155H225ZM245 154V155H244ZM257 154H259V153H257L256 152V154L255 155H257ZM84 155V154H83ZM111 155V154H110ZM153 155V156H152ZM10 156V155H9ZM14 155H12L11 157H13ZM104 156V155H103ZM139 156V155H138ZM162 156H163V159H161L162 158ZM246 158H245V157ZM262 156H263V154H262ZM81 157V156H80ZM83 157V156H82ZM107 157V156H106ZM259 157V156H258ZM7 158H9V157H7ZM14 158V157H13ZM68 158V157H67ZM132 158V157H131ZM143 158H144V156H143ZM146 158V157H145ZM103 159V158H102ZM113 159V158H112ZM212 159V161H213V157L211 158ZM250 160V162H249V160ZM4 160V159H3ZM14 160V159H13ZM66 160V159H65ZM64 160V161H65ZM140 160H141V158H140ZM196 160V161H195ZM202 160L204 161L203 162V165H201L202 164ZM248 160V161H247ZM81 161V160H80ZM96 161H97V159H96ZM95 161V162H96ZM101 161V160H100ZM143 161L145 162V160L143 159ZM192 161H193V163L194 162H200L201 161V164L199 163V165H200V167L202 166V168H200V170L202 169V170H204L202 173H201V171H200V173L198 172H196V169H197V171H198V168L196 167V168H194L193 169V165L195 166V164L196 163H194V164H192ZM224 161V160H223ZM37 162V161H36ZM88 162V161H87ZM104 162V161H103ZM130 162V161H129ZM132 162V161H131ZM169 162H171L172 164H173V166L171 165V163L169 164ZM216 163H217V161H215ZM219 162V161H218ZM16 163V162H15ZM22 163H23V161H22ZM93 163V162H92ZM197 163V164H198ZM211 163V162H210ZM209 163V164H210ZM214 163V162H213ZM215 163V164H216ZM67 164H69V162L67 163ZM101 164V163H100ZM10 165V164H9ZM23 165V164H22ZM70 165V164H69ZM142 165V164H141ZM170 165V166H169ZM191 165V166H190ZM80 166V165H79ZM144 166V165H143ZM180 166V167H179ZM191 167V169H190V167ZM263 166H261V168L263 167ZM26 167V166H25ZM28 167H29V169L32 171V172H34L33 170L35 169V167L37 168L38 166H35V164H32V160H31V163L30 164H28ZM134 167V166H133ZM188 167H189V169H188ZM258 167V168H259ZM39 168V167H38ZM131 168V167H130ZM138 168V167H137ZM141 168V167H140ZM143 168V167H142ZM150 168V167H149ZM97 169H98V167H97ZM144 169H146L145 167H144ZM262 169H264V167L262 168ZM261 169V170H262ZM15 170V169H14ZM93 170H95V169H93ZM182 170V171H183ZM17 171V170H16ZM19 171V170H18ZM99 171V170H98ZM101 171V170H100ZM129 171H131V170H129ZM147 171V170H146ZM186 171V170H185ZM184 171V172H185ZM187 171V172H188ZM263 171V170H262ZM22 172V171H21ZM20 172V173H21ZM24 172V171H23ZM32 172H30L32 175H33V184H34V188L33 189H39L40 190V188L42 189L43 187H45L44 185H42V186H40V183L39 182H41V181H39L38 179H35V177H34V174L32 173ZM80 172H82V171H80ZM79 172V173H80ZM168 172H170V173H168ZM12 173H14L13 175H15L16 173L15 172H12ZM61 173V172H60ZM134 173V172H133ZM168 173V174H167ZM186 173V172H185ZM184 173V174H185ZM263 173H264V171H263ZM40 174V173H39ZM38 174V175H39ZM48 174V173H47ZM52 174V173H51ZM135 174H136V176H137V169H136V171H135ZM203 176V177H201L200 178V176L201 175ZM12 175V176H13ZM21 175V174H20ZM27 174H24V176H26ZM30 175V174H29ZM28 175V176H29ZM38 175H36L37 177H38ZM77 175V174H76ZM142 173H141V177H142ZM175 175H176V173H175ZM179 175V174H178ZM194 174H192L191 176H195ZM205 175V174H204ZM19 176V175H18ZM51 176V175H50ZM49 176V177H50ZM61 176V175H60ZM67 176V175H66ZM68 176H70V175H68ZM191 176H189L188 174L186 175V177H191ZM30 177H31V175H30ZM41 177V176H40ZM42 177H43V175H42ZM53 177V176H52ZM52 177L50 178V181L52 180ZM186 177H184V179L186 178ZM235 177V176H234ZM234 177H232L231 178V180L234 178ZM6 178V177H5ZM16 178H17V174H16ZM44 178V177H43ZM144 178H145V176H144ZM228 179H229V176L227 177ZM237 178V177H236ZM10 179V178H9ZM19 179L20 180H22L20 177H19ZM28 179H29V177H28ZM32 179V178H31ZM47 179H49V178H47ZM53 179H55V178H53ZM63 179H65V178H63ZM136 179V178H135ZM137 179H139V181H140V178H137ZM152 179H153V177H152ZM174 181H173V180ZM176 179V180H175ZM178 179V180H177ZM192 179H193V177H192ZM193 179V180H194ZM204 179V178H203ZM202 179V180H203ZM68 180V179H67ZM84 180V179H83ZM189 181L188 182H186V183H184V186H185V188H183L184 189V191H182V192H185V193H189V196L187 195V194H185V197H188V200H189V198H191V199H195V201H196V199L197 198H194V197H196V196H194V194H193V192L191 191V190H193V185H194V183H195V180H194V183H193V185H190L191 184V179L189 178L188 179ZM192 180V181H193ZM196 180V183L198 182ZM230 180V179H229ZM236 179H234V181H235ZM11 181V180H10ZM49 181V182H50ZM63 181V180H62ZM66 181V180H65ZM136 181V183H137V180H135ZM144 181H146V180H144ZM151 181V180H150ZM14 181H12V183H13ZM16 182L18 183V181H17V179H16ZM23 182V181H22ZM25 183L26 182H28V181H24ZM30 182V181H29ZM141 182V181H140ZM148 182V181H147ZM199 182H201V181H199ZM198 182V183H199ZM214 182V181H213ZM21 183V181L19 182V184ZM25 183H22V184H25ZM32 183V182H31ZM39 183V184H38ZM78 183V182H77ZM135 183V184H136ZM150 183V182H149ZM222 183V182H221ZM224 183V182H223ZM225 183H227V181H225ZM233 183V182H232ZM19 184H18V186H19ZM139 184V183H138ZM238 184V183H237ZM74 185V184H73ZM77 185V184H76ZM127 185V184H126ZM140 185V184H139ZM143 184H141V186H142ZM23 186V185H22ZM20 187V188H23V187ZM30 186V185H29ZM121 186V185H120ZM140 186V187H141ZM152 186V185H151ZM155 186V185H154ZM157 186H159V185H157ZM173 187H174V185H172ZM240 186V185H239ZM1 187V186H0ZM26 187H27V185H26ZM25 187V188H26ZM33 187V186H32ZM46 187H48L47 185H46ZM139 187V188H140ZM143 187V186H142ZM144 187H145V185H144ZM143 187V188H144ZM149 187V186H148ZM148 187H146V188H148ZM170 188H171V186H169ZM173 187H172V189H173ZM197 187V186H196ZM236 187H237V185H236ZM49 188V187H48ZM66 188H67V186H66ZM65 188V190H68V188L66 189ZM73 188V187H72ZM150 188V187H149ZM203 188V187H202ZM32 189V190H33ZM43 189H45V188H43ZM42 189V190H43ZM115 189V188H114ZM155 189V188H154ZM199 189H200V187H199ZM26 190V189H25ZM31 190V189H30ZM34 190V191H35ZM46 190H47V188H46ZM133 190V189H132ZM161 190V189H160ZM168 191H169V189H167ZM167 190H165L164 192H163V197H166L167 196ZM201 190V189H200ZM218 190V189H217ZM229 190V191H228ZM234 190H237V192L236 191H234ZM238 190H240V191H238ZM22 191V189L19 191V192H21ZM58 191V190H57ZM142 191V190H141ZM179 191V190H178ZM187 191V192H186ZM190 191L192 192V194L190 193ZM194 191V190H193ZM233 191L234 192H236L237 193V195H236V193L234 194L233 193ZM18 192V193H19ZM49 192V190L47 191V193ZM201 192V191H200ZM228 192H229V194H232V195H229L228 194ZM34 193V192H33ZM49 193H51V192H49ZM245 193V192H244ZM71 194H73V193H71ZM70 194V195H71ZM228 194V195H227ZM234 194V195H233ZM3 195V194H2ZM34 195V194H33ZM36 195V194H35ZM47 194H45V196H46ZM49 195H51V194H49ZM74 195V194H73ZM73 195H71V197L73 196ZM171 195V194H170ZM187 195V196H186ZM193 195V196H192ZM1 196V195H0ZM19 196V195H18ZM39 196V195H38ZM45 196L43 197L42 196V200H44L43 198H45ZM52 196H53V194H52ZM150 199L152 200L154 197L152 196V194H150ZM246 196V195H245ZM245 196H243V194H242V198L243 199H246L245 198ZM263 196V195H262ZM262 196H260L261 198H263ZM31 197H33V196H31ZM153 197V198H152ZM160 197V196H159ZM198 197V199H199V197L200 196H197ZM211 197V196H210ZM213 197H211V198H213ZM217 197H218V195H217ZM255 197H257V196H255ZM260 197H258V198H260ZM1 198V200H2V196L0 197ZM21 198V197H20ZM201 198V197H200ZM210 198V199H211ZM223 198V199H222ZM247 198H248V201L249 200H251V197H249L248 195H247ZM253 198V197H252ZM258 198H257V200H258ZM15 199V198H14ZM29 200H30V198H28ZM168 199V197H166V201L168 202L169 200H167ZM197 199V200H198ZM205 199V198H204ZM9 200H11V199H9ZM81 200V199H80ZM143 200V199H142ZM173 200V199H172ZM200 200V199H199ZM215 200V199H214ZM224 200V201H223ZM247 200V199H246ZM245 200V201H246ZM253 200L254 199H252V201L251 202H253ZM7 201V200H6ZM23 201V200H22ZM47 201V200H46ZM77 201H79V200H77ZM165 201V200H164ZM165 201V202H166ZM194 201V202H195ZM233 201V202H232ZM38 202V201H37ZM49 202V201H48ZM48 202H46V203H48ZM56 202V201H55ZM144 202V201H143ZM166 202V205L168 204ZM170 202V201H169ZM204 202H205V200H204ZM255 202H257L256 200H255ZM40 203V202H39ZM59 203V202H58ZM65 203V202H64ZM145 203V202H144ZM144 203H142V205H144ZM151 203V202H150ZM203 203V202H202ZM208 203V201L206 202V204ZM262 203V202H261ZM259 204V203H255V204H253L252 206H253V208L252 209H249V207H247V210L245 209V210H242V214H241V218L239 217V215H238V217L236 216V215H234L235 217L234 218H232V219H238V221L239 222H241V220L243 219L242 218V215H243V217H245L244 219H247L246 217H248V219L250 220V218H251V220H253L254 222L256 221L257 223V225H259V224H261V223H264V204ZM8 204V203H7ZM21 204V203H20ZM43 204H44V202H43ZM50 204V203H49ZM146 204H148V203H146ZM145 204V205H146ZM164 204V203H163ZM170 204V203H169ZM189 204H190V201H189ZM188 204V205H189ZM15 205V204H14ZM103 205V204H102ZM145 205H144V207H145ZM151 205V204H150ZM149 205V206H150ZM165 205V204H164ZM164 205H161V206H164ZM165 205V206H166ZM208 205V204H207ZM230 205V206H229ZM241 205V204H240ZM240 205H238L239 206V208H240ZM44 206H46V205H44ZM141 206V205H140ZM152 206H155L154 204L152 205ZM151 206V207H152ZM165 206L163 207L164 209H165ZM168 206V205H167ZM199 206V205H198ZM220 206H221V208H220V210L221 209H223L222 207H223V205H221L220 204ZM228 206V207H227ZM3 207V206H2ZM1 207V208H2ZM103 207H105V206H103ZM142 207V206H141ZM178 207H181V206H178ZM244 207V206H243ZM7 208V207H6ZM58 208V207H57ZM101 208V207H100ZM159 208H162V207H160L159 206ZM172 209L174 208V207H171ZM177 208V207H176ZM183 208V207H182ZM206 208H207V206H206ZM206 208H205V210H206ZM237 208V207H236ZM236 208H233V210H235ZM64 209V208H63ZM62 209V210H63ZM66 209V208H65ZM101 209H103V208H101ZM146 209V208H145ZM180 209V208H179ZM178 209V210H179ZM189 209V208H188ZM203 209V208H202ZM208 209H209V207H208ZM226 209H225V211L224 210H222V211H224L223 212V214L224 213H227L226 212ZM238 209V208H237ZM242 209V208H241ZM244 209V208H243ZM248 209H249V211H248ZM2 210V209H1ZM170 211H173L172 212V215L171 214H169L170 213V211H169V213H167L165 210L163 211V210H161V209H158V210H155V211H148L149 213H153V215H151L152 216V218H151V216H149V218H151V220H154V219H156L155 221H152V224L151 225H154V227H156V228H161L162 230H168V228L171 230V232H173L175 229H176V227H177V229H176V232L175 233H173L174 235H171V236H169V235H167V237L169 236L170 238L171 237H173L172 239V241H174L175 240V242H177V243H175V245L174 244H172V245H174L172 248L174 249H172L171 247H170V244H169V246L168 245H166V244H162V241H166V240H163V238L161 239V238H159V239H157L158 241L160 240V246L163 248V249H165L164 248V246H166V248L167 249H169V250H165V251H167V255H168V252L169 253H171L170 252V250H172V251H174L173 253H175L176 254V252L178 251V250H180L179 252H180V255H178L179 253L177 252V254H176V256H177V258L180 256V257H182V258H186V256H189L188 254L190 253L189 251H183V249H177L176 250V245L178 246L179 244V240L181 239V240H185V241H188V240H190L191 241V236H192V239H193V244H196L197 242L199 243L200 242V240L201 239H203V238H201L200 237V234H202V233H200V232H204V231H200L201 229H196V231H198V232H196L195 231V229L194 230H192L193 229V227H192V229H191V217H193V214H192V216H191V214H190V216H188V214L185 216V213L183 212V218H188V220H187V222H186V224H184V223H182V224H180L181 222H178V226H180V229L181 230H179V228H178V226H177V224H176V222H173L172 224H168L169 222H167L166 221V218H168L169 219V217H172L173 216V218H175L176 219V217H181L180 215V211L181 210H179V211H175V210H171V209H169ZM183 210V209H182ZM232 210V209H231ZM230 210V211H231ZM232 210V211H233ZM64 211V210H63ZM67 211V210H66ZM101 211V210H100ZM141 211V210H140ZM175 211V212H174ZM209 211V210H208ZM207 211V212H208ZM221 211V212H222ZM231 211V212H232ZM239 211H241V210H239ZM239 211H238V213H239ZM97 212V211H96ZM99 212V211H98ZM139 212V211H138ZM145 212V211H144ZM166 212V213H165ZM198 212V211H197ZM210 212V214L211 213H213V212H211V211H209ZM208 212V213H209ZM214 212H215V210H214ZM62 213V212H61ZM68 213V212H67ZM100 213V212H99ZM98 213V214H99ZM143 213V212H142ZM196 213V212H195ZM194 213V214H195ZM241 213V212H240ZM26 214V213H25ZM140 214V213H139ZM197 214V213H196ZM195 214V215H196ZM219 214H222V213H220L219 212ZM222 214V215H223ZM31 215V214H30ZM90 215V214H89ZM96 215V214H95ZM150 215V214H149ZM154 215H156V216H154ZM171 215V216H170ZM205 215V214H204ZM229 214H227V216H228ZM232 215H233V213H232ZM231 215V216H232ZM20 216H22V215H20ZM24 216V215H23ZM26 216H27V214H26ZM25 216V217H26ZM59 216V215H58ZM91 216V215H90ZM167 216H169V217H167ZM227 216H225V215H223V216H221V217H225L223 220H225L226 219V217ZM67 217V216H66ZM146 217H148L147 216V214H146ZM166 217V218H165ZM190 217V218H189ZM202 217V216H201ZM206 217V216H205ZM208 218L210 217V216H207ZM211 217L212 218H214L215 219V216H212L211 215ZM220 216H218V218H219ZM233 217V216H232ZM237 217V218H236ZM250 217V218H249ZM21 218V217H20ZM24 218V217H23ZM28 218V217H27ZM58 218V217H57ZM62 218H63V216H62ZM98 218V217H97ZM154 218V219H153ZM179 218H178V220H179ZM194 218V217H193ZM192 218V219H193ZM211 218V219H212ZM64 219H65V217H64ZM92 219V218H91ZM147 219V218H146ZM167 219V220H168ZM172 219V218H171ZM175 219H173V220H175ZM203 219V218H202ZM210 219V218H209ZM214 219H212L213 221H212V224L215 222V220ZM220 220H221V218H219ZM230 219V220H229ZM27 220V219H26ZM29 220V219H28ZM90 220V219H89ZM88 220V221H89ZM97 220V219H96ZM151 220L149 219V221L151 222ZM177 220V219H176ZM185 220V221H186ZM226 220H229L228 221V223L230 222V223H232L231 221H233V220H231V218H230V216H228L227 217V219ZM249 220H247L246 221V224H247V222L249 221ZM144 221V220H143ZM167 223H166V222ZM169 221V220H168ZM172 221V220H171ZM180 221V220H179ZM200 221V220H199ZM198 221V222H199ZM222 221V220H221ZM238 221H235V222H237V224L238 225H240L239 224V222ZM244 221V223H245V220H243ZM243 221H242V223L241 224H243ZM71 222V221H70ZM87 222V221H86ZM90 222V221H89ZM190 222V223H189ZM220 222V221H219ZM4 223V222H3ZM6 223H7V221H6ZM6 223H5V225H6ZM60 223V222H59ZM59 223H57L58 225H59ZM96 223V222H95ZM148 223V222H147ZM189 223V224H188ZM200 223V222H199ZM251 223V222H250ZM12 224V223H11ZM64 224V223H63ZM93 224H94V221H93ZM97 224V223H96ZM149 224V225H150ZM176 224V225H175ZM188 224V225H187ZM197 224V223H196ZM235 224V223H234ZM245 224V225H246ZM119 225V224H118ZM157 225V226H156ZM174 226V230H172L173 228V226ZM185 225V226H184ZM216 225V224H215ZM221 225L222 224H220V225H216V226H219V229H221L222 227H221ZM3 226V225H2ZM62 226V225H61ZM185 228H184V227ZM193 226V225H192ZM212 226V225H211ZM247 226V225H246ZM249 226V225H248ZM254 226V225H253ZM261 226H264V224L263 225H261ZM6 227V226H5ZM67 227V226H66ZM80 227V226H79ZM86 227H88V226H86ZM144 227V226H143ZM202 227V226H201ZM201 227H198V228H201ZM244 227V226H243ZM258 227H260V225L258 226ZM63 228V227H62ZM152 228V227H151ZM150 228V229H151ZM155 228V229H156ZM186 228H190L192 231H193V233L192 232H188V231H191V230H188V231H186V232H188L187 233V235H189V236H186V238L184 237V235L182 234L184 231H183V229L185 230ZM229 228V227H228ZM255 228H257V226H255ZM261 228V227H260ZM263 228V227H262ZM59 229H61V228H59ZM65 229V228H64ZM119 229V228H118ZM149 229V228H148ZM149 229V230H150ZM216 229V228H215ZM240 229H242V227L240 226ZM258 229V228H257ZM152 230H153V228H152ZM157 230V229H156ZM159 230V229H158ZM178 230H179V232H178ZM226 228L224 229V231H225V233H226ZM229 230V229H228ZM237 230H238V228H237ZM243 230V229H242ZM256 230V229H255ZM259 230V229H258ZM258 230H256L257 232L256 233H259V231ZM262 230V232H263V229H261ZM110 231V230H109ZM153 231H155V230H153ZM152 231V232H153ZM160 231V230H159ZM180 231H183L182 233H180ZM211 231V233H212V230H210ZM215 231H217V230H215ZM214 231V232H215ZM235 231V230H234ZM239 231V230H238ZM1 232V231H0ZM171 232L169 233V234H171ZM198 233V234H196V233ZM219 232V231H218ZM221 232H223V230H221ZM237 232V231H236ZM6 233V232H5ZM4 233V234H5ZM52 233V232H51ZM73 233V232H72ZM110 233H112L111 231H110ZM125 233V232H124ZM147 233H149L148 231H147ZM158 233V237H160L159 236V232H157ZM176 233H178V234H180V236H181V234H182V238H180V237H178L179 235L177 234V238H178V241L176 240ZM194 233H195V235L198 237H200V238H198V241H196V240H194L196 237H195V235H194ZM229 233H232L231 232V228H230V231L228 232V234ZM260 233H261V231H260ZM259 233V234H260ZM264 233V232H263ZM1 234H3V232L2 233H0V235ZM106 234V233H105ZM166 234H167V232H166ZM184 234H186V233H184ZM191 234H193V235H191ZM210 234V233H209ZM208 234V235H209ZM213 234V233H212ZM223 234V233H222ZM234 234H235V232H234ZM19 235V234H18ZM50 235V234H49ZM110 235V234H109ZM112 235V234H111ZM111 235H110V237H111ZM124 235V234H123ZM148 235V234H147ZM152 235H154V234H152ZM207 235V236H208ZM224 235H226V234H224ZM256 235V234H255ZM258 235V234H257ZM256 235V236H257ZM261 235L262 236H264V234H262L261 233ZM2 236V235H1ZM7 236V235H6ZM55 236V235H54ZM53 236V237H54ZM58 236H60V237H58ZM57 237L60 239H62V237H61V235H58ZM64 236H65V234H64ZM113 236V235H112ZM151 236V235H150ZM203 237H204V235H202ZM206 236V235H205ZM215 236V235H214ZM218 236V235H217ZM231 236H232V234H231ZM231 236H229V237H231ZM237 236V235H236ZM14 237L15 236H13V239H14ZM19 237V236H18ZM56 237V236H55ZM66 237V236H65ZM93 237V236H92ZM103 237H104V235H103ZM115 238H116V236H114ZM168 237V240L170 239ZM189 237V238H188ZM194 237V238H193ZM211 237V236H210ZM218 237H220V235L218 236ZM228 237V236H227ZM233 237H235V235L233 236ZM232 237V238H233ZM238 237V236H237ZM244 237H246V235L244 236ZM259 238H261V236H258ZM256 238V240L258 239L259 240V238ZM7 238V237H6ZM10 238V237H9ZM49 238V237H48ZM57 238V239H58ZM71 238V237H70ZM120 238V237H119ZM118 237H117V239H119ZM157 238V237H156ZM183 238H185V239H183ZM214 238V237H213ZM225 238V237H224ZM241 238V237H240ZM8 239V238H7ZM50 239V238H49ZM60 239V240H61ZM109 238L107 237V239H106V237H105V239H104V241L106 240H108ZM111 239V238H110ZM164 239H167L166 237H164ZM210 239V238H209ZM234 239V238H233ZM262 239V238H261ZM54 241H57V240H55V239H53ZM60 240H58V242H60L61 243V241ZM72 240V239H71ZM75 240V239H74ZM98 240V239H97ZM101 240V239H100ZM112 240H114L115 241V239H113V237H112ZM180 240V241H181ZM205 240H208V239H205ZM237 240H239V239H237ZM237 240H236V242H237ZM255 240V241H256ZM53 241V242H54ZM65 241H66V239H65ZM81 241V240H80ZM102 241V240H101ZM113 241V242H114ZM119 241V240H118ZM127 241V240H126ZM125 241V242H126ZM194 241H195V243H194ZM211 241V240H210ZM209 241V243H211ZM262 241V240H261ZM260 241V242H261ZM68 242V241H67ZM109 242H110V240H109ZM169 242V241H168ZM192 242H187V244H192ZM202 242H205V241H203L202 240ZM230 242H234V240L233 241H231L230 240ZM242 242V241H241ZM244 242V241H243ZM254 242V241H253ZM257 242V241H256ZM255 242V243H256ZM259 242V241H258ZM259 242V245H260V248H261V243ZM263 242H264V240H263ZM54 243H56L57 244V242H54ZM60 243H58V244H60ZM63 243H65L64 241H63ZM85 243V242H84ZM118 243V242H117ZM183 243V242H182ZM181 243V244H182ZM186 243V242H185ZM218 243V242H217ZM216 243V244H217ZM240 243V241L237 243V244H239ZM247 243V242H246ZM53 244V243H52ZM57 244V245H58ZM106 244V243H105ZM107 244H110V243H107ZM106 244V245H107ZM135 244V243H134ZM157 246L159 245V244H157V243H155ZM168 244V243H167ZM192 244V245H193ZM228 244V243H227ZM231 244V243H230ZM229 244V245H230ZM258 244V243H257ZM256 244V248H254V249H257L258 247L257 246H259V245H257ZM33 245V244H32ZM111 245H112V243H111ZM110 245V247L108 248V249H112V246ZM164 245V246H163ZM224 245V244H223ZM226 245V244H225ZM244 245V244H243ZM246 245V244H245ZM65 246H67V244L66 245H64V248H65ZM77 245H75V247H76ZM79 246H81V245H79ZM108 246V245H107ZM106 246V247H107ZM193 246H197V245H193ZM234 246H235V244H234ZM249 246V245H248ZM251 246V245H250ZM30 247V246H29ZM28 247V248H29ZM49 247H50V245H48L47 247H46V249L48 250L49 249ZM55 249L57 246L55 245V244H53V245H51V249L50 250H48L49 252H51V251H54L53 250V248ZM69 247V246H68ZM72 247V245H70V248ZM105 247V246H104ZM179 247V246H178ZM236 247H237V245H236ZM239 247H240V245H239ZM61 249V247L58 245V249ZM101 248V247H100ZM99 248V249H100ZM124 248V247H123ZM185 248V247H184ZM197 248H199V247H197ZM211 248V247H210ZM221 248H222V246H221ZM242 249H243V247H241ZM245 248H247V246L245 247ZM30 249V248H29ZM45 249V248H44ZM73 249H75V248H73ZM83 249V248H82ZM81 249V250H82ZM84 249H85V247H84ZM104 249V248H103ZM103 249H101V251H104ZM119 249H120V251H123V250H121L122 249V247L120 248L119 247ZM125 249V248H124ZM196 249V248H195ZM202 249H203V247H202ZM202 249H200L201 251H202ZM208 249V248H207ZM212 249V248H211ZM223 249H225V248H223ZM240 249V248H239ZM70 250V249H69ZM80 250V251H81ZM90 250V249H89ZM88 250V251H89ZM115 250V249H114ZM175 250H176V252H175ZM185 250V249H184ZM216 250V249H215ZM228 250V249H227ZM247 250H249V249H247ZM41 251H43V250H41ZM41 251H40V253H41ZM45 252H47L46 250H44ZM66 252L68 251V250H65ZM65 251L63 252V251H61V253L63 252V254L62 255H64L65 254ZM73 251V250H72ZM79 251V252H80ZM84 251V250H83ZM115 251H118V250H115ZM115 251L113 252V254L115 253ZM162 251V250H161ZM164 251V250H163ZM181 251H183V252H185L184 254L181 252ZM196 251H198L197 249H196ZM233 251H235V250H233ZM236 251H238V250H236ZM262 251V250H261ZM24 252V251H23ZM22 252V254H24ZM39 252V251H38ZM45 252H43V253H45ZM87 252V251H86ZM86 252H84V253H86ZM90 252V251H89ZM105 252V251H104ZM119 252V251H118ZM187 252H189V253H187ZM203 252V251H202ZM208 253H210L209 251H207ZM229 252V251H228ZM251 252V251H250ZM17 253L18 252H16V255H14V257L15 256H17ZM20 253H21V251H20ZM43 253H41V254H43ZM48 253V252H47ZM53 253V252H52ZM56 253V252H55ZM55 253H53V254H55ZM75 253V252H74ZM73 253V254H74ZM77 253H78V247H77ZM81 253V252H80ZM80 253H78V255L80 254ZM83 253V252H82ZM98 253V252H97ZM97 253H95V254H97ZM107 253H109V252H107ZM111 253V252H110ZM120 253V252H119ZM123 252H121V254H122ZM170 254L171 256H172V258H173V256H174V259H175V255L174 254ZM192 253V252H191ZM190 253V254H191ZM194 253V252H193ZM261 253V252H260ZM22 254H21V256H22ZM59 254V253H58ZM89 254V253H88ZM91 254H93L92 252H91ZM103 254V253H102ZM126 254V253H125ZM146 254V253H145ZM166 254V253H165ZM164 254V255H165ZM186 254V255H185ZM195 254H200V251H199V253H195ZM205 254H206V252H205ZM217 254V253H216ZM236 254H238V253H236ZM236 254H234L235 256H236ZM242 254V253H241ZM51 255V254H50ZM61 255V254H60ZM61 255V256H62ZM68 254H65V257L64 256H62V257H64V258H66V256H67ZM72 255V254H71ZM75 255H77V254H75ZM78 255H77V257H78ZM81 255V254H80ZM84 255V254H83ZM94 255V254H93ZM112 255V254H111ZM111 255H109V256H111ZM115 255H117V254H115ZM124 255V254H123ZM123 255H121L119 258H121ZM185 255V256H184ZM208 255V254H207ZM212 255V254H211ZM213 255H214V253H213ZM221 255V254H220ZM227 255H229V253H227ZM249 255V254H248ZM257 255V254H256ZM261 256L263 255V254H260ZM18 256H20V254L18 253ZM45 256H47V255H44V258H45V260H41L42 262L44 261V264H45V261H46V264H47V262H48V264H49V262L50 261H47L46 260V257ZM56 256L57 257H59L57 254H56ZM56 256H55V258H56ZM60 256V257H61ZM86 256V255H85ZM84 256V257H85ZM107 256H108V254H107ZM106 255H104V257L103 258H105V257H107ZM109 256H108V258H109ZM119 256V255H118ZM127 256H128V254H127ZM126 256V258H125V261L126 260H129V258H131L130 256H128L127 257ZM139 256V255H138ZM169 256V255H168ZM191 256H192V254H191ZM197 255H195V257L193 256V259L194 260H197V257H196ZM200 256H201V254H200ZM239 256V255H238ZM259 256V255H258ZM12 258H14L13 256H11ZM59 257V259L61 260L62 258H60ZM74 257V256H73ZM77 257L76 258H74V260H75V262H76V259H77ZM80 257H82V256H80ZM92 257V256H91ZM96 257V256H95ZM124 257H125V255H124ZM178 258V260L179 259H181V258ZM201 257H203V256H201ZM220 257V256H219ZM223 257V256H222ZM239 257H241V255L239 256ZM238 257V258H239ZM245 257V256H244ZM249 256H247V259H249L248 258ZM253 257V256H252ZM260 257V256H259ZM17 258V257H16ZM42 258H43V256H42ZM43 258V259H44ZM48 259H50V257H47ZM128 258V259H127ZM159 258H161L162 259V261L161 262H163L164 261V264L166 263V264H168L167 262H165L166 261V259L164 260L163 259V257L162 256H160ZM169 258V257H168ZM171 257H170V259H169V261H171V260H174V259H172ZM176 258V259H177ZM185 258H184V260H185ZM188 258V257H187ZM192 258V257H191ZM196 258V259H195ZM199 258V257H198ZM212 257H210V259H211ZM215 258H216V256H215ZM226 258V257H225ZM232 258V257H231ZM258 257H256V259H257ZM38 259V258H37ZM78 259H80L79 257H78ZM92 259L94 260V258L92 257ZM92 259H91V261H92ZM96 259V258H95ZM112 259V260H111ZM110 259V261H112L113 262V258H111ZM124 259V258H123ZM175 259V260H176ZM192 259V260H193ZM200 259V258H199ZM198 259V260H199ZM207 259V258H206ZM206 259H204V261H206ZM209 259V258H208ZM213 259V258H212ZM218 259V258H217ZM220 259V258H219ZM229 259V258H228ZM228 259L226 260V261H228ZM246 259V258H245ZM255 259V260H256ZM17 260V259H16ZM54 260V259H53ZM105 260V259H104ZM174 260V261H175ZM188 260V259H187ZM187 260H185V261H187ZM190 260V259H189ZM193 260V261H194ZM231 260V259H230ZM236 260V259H235ZM250 260V259H249ZM14 261H15V259H14ZM18 261V260H17ZM40 261V260H39ZM40 261V262H41ZM62 261V260H61ZM78 261V260H77ZM105 261H107V260H105ZM115 257H114V263H115ZM135 262H136V260H134ZM148 261V260H147ZM180 261V260H179ZM178 261V262H179ZM222 261V260H221ZM234 261V260H233ZM233 261H232V264H233ZM259 261V260H258ZM8 262V261H7ZM41 262V264H43ZM56 262V260L54 261V263ZM74 262V261H73ZM171 262H173V261H171ZM175 262H177V260L175 261ZM181 262H183V261H181ZM188 262H190V261H188ZM187 262V263H188ZM192 262V261H191ZM190 262V263H191ZM200 262H201V260H200ZM199 261L197 262V264L198 263H200ZM219 262V261H218ZM231 262V261H230ZM21 263V262H20ZM39 263V262H38ZM52 263V262H51ZM54 263H52V264H54ZM57 263V262H56ZM55 263V264H56ZM99 263V262H98ZM108 263H110V262H108ZM138 263V262H137ZM137 263H135V264H137ZM190 263H188V264H190ZM196 262H194L193 264H195ZM204 263H206V264H208L207 262H204ZM210 263H213V261H211ZM223 262H221V264H222ZM238 263H239V261H238ZM257 263V262H256ZM259 263V262H258ZM261 263V262H260ZM7 264V263H6ZM18 264V263H17ZM88 264H89V262H88ZM91 264H93V262L91 263ZM125 264V263H124ZM170 264V263H169ZM179 264V263H178ZM184 264H185V262H184ZM192 264V263H191ZM201 264V263H200ZM202 264H203V259H202ZM214 264V263H213ZM217 264H220V263H217ZM249 264H251V261H250V263ZM252 264H255L254 262L252 263Z\"/></svg>", "mask_w": 264, "mask_h": 264}]
</instances>
